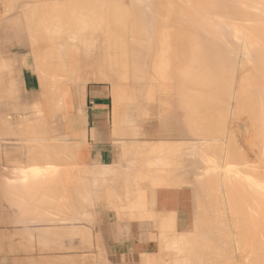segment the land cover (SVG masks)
<instances>
[{
  "label": "bare ground",
  "instance_id": "6f19581e",
  "mask_svg": "<svg viewBox=\"0 0 264 264\" xmlns=\"http://www.w3.org/2000/svg\"><path fill=\"white\" fill-rule=\"evenodd\" d=\"M56 1L58 3L59 0H56ZM81 1H84V0H81ZM60 2L62 3V5H60L61 3L55 4L56 3L55 0L45 2V5H43V6L50 5L52 11L50 10V8H49V10L48 9L45 10V12L43 11L44 12L43 17H46L45 15L48 13H49L48 15H50V14H52V15L50 17L51 19H49L48 22H47V20L44 21L42 27H40V26L37 27V25L34 24V22H33V20L34 21L36 20V17L39 13H37V14L33 13V15H30L31 17H33L32 21L29 18L33 24L31 25L30 21H29L30 23H28L31 27L30 29L28 28L29 29L28 34L30 35L29 36V38H30L29 46L31 44V46L29 48L32 47V53L30 55L34 54L35 62H36V69L40 75L39 76L37 72H34V74L38 76L37 78H39L38 80H36V82L38 83V82H40V80L42 82V80L44 81L46 79L45 83L40 82L41 84H43L46 87H45V92L42 93V96L40 99V106L41 107H38L37 112L40 115L38 122L42 123V126L46 127L47 132L42 131V133L40 132V134H38L39 133V130H38L39 127L36 129V126L41 125V124H37L38 122L35 123V124H37V125H34L35 127L32 125V122L30 124L33 127L30 124H26L27 126L26 125L20 126L22 123L20 125H19V123L18 124L15 123L16 124L15 126L17 128L21 127L20 129H17L14 126V128L16 129L15 131L18 132V130H19V132L17 134L12 133V132L15 133V131H12V129L14 130L13 127H11V130L5 129L6 131H8V133H9V131H11L9 134H13L14 137L11 135L12 137L10 138V137H8V136H10L8 134L6 135V137H3V135H5V131L2 132L3 131L2 128L3 127L5 128V126H3V127L1 126L2 128L0 130H2V131L0 133H2V136L0 134V164L2 161V159H1V150L2 149L15 148L17 146V144H14L13 142H19L20 139L26 140L27 134H25V139L23 138L24 135H23V137L22 136L17 137L18 135L23 134L24 131H25L24 133L28 132V134H29L30 132L33 133L32 130H35V129L38 130V131L35 130L37 132V135H36V132L34 131L36 137H33L34 133L29 136V138L31 140L34 138L36 139L37 137L40 138V140L37 138L38 141L36 140V144H35V146H36L39 142V144H38L39 145V148H38L39 153L37 154L38 157L40 154L42 155V153L44 154L42 156H46V159H47L46 160L44 158L45 160H43V161H48L47 154H48V156L51 155V158L50 157L49 158L52 160L54 159V156H56V157L52 162L49 160L50 162L48 161V164L47 163L45 164V162L41 161V162H43V164L48 165L47 167L43 164H41L37 167L36 163H34V162H36L35 161L36 158H34L35 160L33 162V158L31 156L32 162L29 159L31 164L34 163L36 166V169L40 168V167H41V169H43V167L44 168L46 167V169H44V170H46L45 174L41 173V174H43L42 178L45 177L44 180H46V178H49L48 174H50V176L53 175L52 177H54V179H56L57 175H55V174L58 171L60 172V171L64 170L63 173L61 172L62 176H64L63 175L64 173H66L67 175L69 174V176H67V175L65 176V177L69 178V180L67 178H63V180L64 179L68 180V181H66L67 183L62 180L66 184L60 182L61 180H59L58 182L60 184L62 183V184H65L68 186V187L63 186L64 189H62V188L61 189L64 192H66L67 194L72 193L71 198L73 199V201H72L73 203L71 202L72 205H70V202L68 203L69 197L65 193L68 197L67 198L68 200L66 199L67 203L69 204V205L67 204L68 207H66V205H65L66 201H65V203H63L66 207L65 209L63 207L64 205L59 206V207H63V208H58V206H57L56 209L63 210V211L65 210L66 212H64V213H67V211L68 212L76 211V212H78L77 215H79L80 214L79 211H81V210L77 207L78 206L81 207L78 202H81V204H82V200L85 201V205H86L85 208L88 209L87 205L92 203L91 202L92 197H90V194L92 195V193L89 190V187L87 185L85 186V184L86 183L90 184L93 181L89 180L91 182H86V179H87L86 176H88V177H89V175L91 177H93V176L89 173H88L89 175L86 174V170H89V169H87L86 168L87 166H83V163H81V160H83L84 157H85L84 159H86L87 156L83 157V156L79 155L80 158L83 157L81 160L79 159L80 163L82 164L81 167L78 166L77 161L73 160L75 158L73 155H76L75 153H77L78 149L75 145H72V146L76 147L77 151L71 150V148L73 149L74 147L70 148V146H71L70 142H72V144H73L74 140L70 141L71 137L69 138V135L73 136V138H76L74 136L76 133L73 134L74 132L72 133L70 131V134H69V132L67 133V135L69 134L68 137L65 134L62 135L63 137H61V135L60 136L54 135L55 137L54 136L53 137L55 139L49 140L47 127L50 124H52V122L65 120L69 117V114L72 112L71 110H73V108L71 109V104H72L71 84L73 82V79L76 78V77L74 78L73 75L79 70H84V71L89 70V68H88L89 65L88 66L86 65L85 60L87 59V56H89L87 54L92 53L91 54L92 63L90 62V60L86 61V62H90L93 65V68L96 69V71L94 72V74L92 76L91 75L90 76L94 77L95 75H98L97 79H99L100 81H103V82H109L110 85L111 84L113 85V87H112L113 90L111 88L112 92L114 93L113 94V96H114L113 101H115V93H117L116 89H118V91L121 90L120 94H122V97L119 99L116 96V98L118 99V101L123 100V104H124L123 107L120 109L121 112L123 113V115L126 116V118H123L124 123L123 124L120 123L119 128L114 127V125H115L114 124L113 127L116 128V130L114 129V134L111 135L114 137V138L112 137L114 140H112V139L111 140L114 141V143H116V149H118L117 154H116V157L114 160V164H111L109 162L112 165L111 166L112 170H114V174H112L113 171L111 170V168L109 169L110 170L109 174L111 173L109 175V177L112 176L111 178L112 179L114 178L112 184L114 182H117V185L114 183L113 186H115V187L118 186V188L116 189L115 187H112L111 183H110L111 185H109V186H110V188L111 187L115 188L118 191V189H120V188L123 189L122 186L124 185L125 192H124V190L120 189L122 192H124L123 194L120 192L121 193V196H120V193L116 192V190H115V192L118 193L115 195V197L117 195H119L120 201L121 200L123 201V202H121L122 204L124 202L126 204V202L128 201L127 206H128V204H129V206L125 210L135 211V215L129 213L127 216H125V219H127V221L124 224L125 227L126 228H129V227L133 228L134 226H137V228L140 229V231L138 229L140 234L141 235L147 234L146 236L150 235L149 233H152L155 230L154 232L156 233V237H155L156 240L153 239L152 240L153 242L149 239L150 238L149 236H148L149 238L144 236L141 239V246H142L143 250L147 249V251H148V249L150 248L153 251V250H156L159 248L166 249L169 247V249H172V248L174 249L176 247L175 249H178L177 252L179 253L180 251L183 252V250L187 249L185 251L189 255H185L183 253L182 254L185 255V257L187 256V258L189 256V258H188L189 264H191L192 262L194 264H196L197 262L199 264H206V262H207V264H209L212 260H213V262H215L214 261L215 257L213 255H210V253H209L210 249H211V247H209L210 246L209 244L211 241L214 242V240H211V239L215 238V239L221 241V243H219L217 241V244L219 243L221 245L224 243L223 248L226 247V249L227 248H230V250L233 249L231 251H237L235 249L244 248V251L243 250L237 251L238 255L236 252V255L231 256V257H236V256L240 257L236 260L237 261L236 264H238V263L244 264L242 262H245V260L248 259V257L250 256V250H248V249H250V247H252V249H254L253 248V246H254L257 248V250L256 249L255 250L258 251V247L261 250V248L264 245V211L260 212V214H258V213L253 214V212H255L254 211L255 207L258 208L257 206H259L258 209L263 207V209L261 208V210H264V205L262 206V204H264V185H263L264 181H261L263 184L259 183L260 186L258 185V189L257 190L254 189V192L252 189L249 188L253 185H255V187L257 188V185H256L257 181L255 180L256 183H254L255 182L254 178L259 180L258 182H260V179L263 177L264 173H261L257 170L256 165H258V164H254L255 168L252 167V165H253L252 163H250V165H251L250 166L247 162L248 160L246 162L251 168H248L249 166L245 162L246 165L245 164L242 165V168H241L242 172H240L241 170H238L237 176L240 177V179L238 178V180L237 179L236 180L240 182L242 180L241 179L242 177H243V180H245V181H241L243 183V185L245 182V187H243L241 185V183L239 184L242 186L241 188H247L246 186H248L249 191L251 190L253 192V194H252V192L250 194L248 191V188L246 190V189L238 188L237 186H239V185L236 186V189L238 188L236 191H239V190L245 191L246 190L245 191L246 194H248V195L250 194L249 196L252 195L250 197V199L253 198V200H250L248 195L245 196L244 191L241 192V194L243 193L244 197H243V195H241V196L239 195L240 192H237L239 194H235V195H238V197L240 196L241 198L242 197L245 199L248 198L247 202H245V203L243 202L244 201L243 198L241 200V198L239 199L237 196H235V198L237 197L236 199L239 200V204H238V201L236 199H235L236 200L235 201L233 198L234 194L232 195V193L236 192L235 190L234 191L232 190L233 192H231V189L234 188V187L231 188L233 178H232L231 182L229 180H226L225 182H223L224 185H225V183L227 184L228 181H229V183H228L229 185L231 183L230 186L228 185V187L231 188L230 190H228L227 187H226L227 189L224 188L225 191L227 190L224 193H227L230 197V199H227L229 197H226L227 194H225V197L227 199L226 203H228V207H229V208L227 207L228 209L226 212H229V213L232 212L231 214H236V211L238 210V208H239V210H243V211L248 208L246 211L252 212V213L249 212L252 215H249L248 212H247L248 215H246L245 212H244V214L242 213L243 211H240V212L237 211V214L240 213L241 215H243V216L245 215L246 217H242V216H240V214L236 215L237 217H235V215H233V217L231 215L229 217H226L222 213L220 215L225 216V218L223 217V219H225L223 222V219H222V221H219V220H221V219H219L221 216L220 217H218L216 215L213 216L215 211L219 210V207L215 208L214 202H213V205L210 203L211 201L214 200V196H215V195H212L211 193L213 192L212 189L214 190L216 188H219V186H220L219 181L221 182V180H219V179L224 180L223 179L224 176L226 175V173L228 174L229 172H228V170H224L225 172L226 171L227 172L223 173L222 172L223 168H220L221 163H219V162H218L220 164V165L218 164L219 167L215 166V168L217 167L218 170L222 169L221 171H219L220 175L218 174V171L216 170L217 168L214 170V168H211V167H213V164L215 165L216 161H218L217 157L219 155L214 154V152H217V150H223L224 146H225V148L228 147L227 146L228 145L227 140L230 138H227V140H224L229 134L227 132L228 130L226 131L223 127L225 125L227 128V126H229V124H230V123H228L230 120L228 121L226 118V120H227L226 121L224 116L227 117L230 114L229 117L231 119V123H233V122L235 123L236 132H239V133L240 132L243 133V130L246 129L245 128L246 126L248 128V125H249L248 123H250L252 126V123L250 122V121H252L251 120L252 118H255L257 115H261L264 117V82H263L264 79L261 78V77H264V61H262V60H264V58L262 56L261 58H263V59H260L259 58L260 56L258 54H256L260 50L259 47L264 48V46H262L264 43L261 46L258 45L259 39H261V38L264 39V0H85L84 2H89V3L93 2L91 5H94V3H95V6L98 7L97 11H91L90 13L87 9V8H89V5H87L86 6L87 8H85V6L82 4L84 2H82L80 4V2L78 1L79 2L78 6H75V4H77L78 2H74V0H60ZM6 3H10V1L8 2V0H7ZM49 3H54V4H49ZM25 5L26 4L24 3V7H25ZM82 5L84 6V8ZM12 7L14 9L15 6L12 5ZM12 7H10V8H12ZM13 9H11V10H13ZM5 10H6V8H5ZM197 11L200 12L199 15H198ZM30 12L32 13V11H28L27 13L29 14ZM50 12H52V13H50ZM6 15H8V14L6 13ZM6 15H5V17H6ZM40 15H42V13ZM40 15H38V16H40ZM8 16H7V18H8ZM43 17L41 16V18H43ZM3 18L1 20H3ZM191 19L194 20L193 22L195 23V25H193V24L191 25V23H193L192 21H191V23L189 22ZM24 25H25V23H24ZM61 25H63L64 27L62 28ZM189 25L193 26V28L191 27L192 30L190 29V31H189V27H188ZM10 28L11 27H9V29ZM197 28L200 31L198 34L200 35V33L202 32L201 30H203V33H204L203 35H205L206 37H204L202 35V33L200 36H203V38H208V37L209 38L211 37L212 39L215 38V41H212L210 38V40L212 42L209 40L210 43H207L206 42L207 39L205 41L201 37L202 38L201 40L203 43H200V41H201L199 38L200 36H198V34L193 35L197 32V30H196ZM193 29H195V30H193ZM25 30H27V29H25ZM193 31L194 32L196 31V32L193 33ZM189 32L191 33V35ZM10 34L8 35L9 38H10ZM12 35H13V33H12ZM190 36L192 37V39L190 38ZM194 36H197L199 40H197V38ZM194 38H196V39H194ZM263 39H261L262 41H260L259 44H261L264 41ZM216 40H217V42H216ZM245 40H248V41L256 40L258 42L255 44L253 42L250 43V42L245 41ZM204 41L206 43H204ZM260 51L263 53L264 50H262V48H261ZM10 52H11V50L9 51V54H8L9 56H8L7 60L6 59H3V60H4V62L8 61L9 66L11 68L13 66V64H12ZM261 52H259V53H261ZM2 53H4V52H2ZM225 54L230 55V57L227 58V55H225ZM256 55L258 56L257 58L259 60L256 59ZM260 55H262V54H260ZM224 56H226V57L224 58ZM1 58H3V57H1V55H0V61H1ZM32 58H33V56H32ZM1 69H3L2 66H1ZM7 69H8V67H7ZM228 71H229V73H228ZM230 71H231V73H230ZM232 71L234 74H232ZM91 72H92V70H91ZM97 72H98V74H97ZM211 72H214V73L211 74ZM6 74H5V76H6ZM88 74H89V72H88ZM226 74H228L227 75L228 77L227 76L225 77ZM223 75H224L225 79H222ZM0 76H1V72H0ZM2 76L3 77L0 78V85L4 86V84H6V83H3V84L1 83V79H4V74ZM91 77H88V78L84 77V78H85V80H90ZM259 77L261 78V80ZM8 78H6V79L9 80V83L7 82L8 86H9V91L6 94H4L5 92H3V94L1 92V95H0V107H2V108H5L6 103L8 104V102H7L8 99H9V103H10V101L17 98V95H16L17 92L15 90V86H16L15 85V75L13 74L12 71H10V69H9ZM258 78H259V80H258ZM6 79H4L2 82H4V81L6 82ZM77 79H75L74 82ZM40 83H38V84H40ZM6 87H7V85H6ZM31 89H33V87ZM0 90L2 91L1 88H0ZM24 90H26V89H24ZM49 90L54 92L53 93L54 96L51 93H49ZM114 90L116 92H114ZM232 90H233V92H230ZM46 91H47V93H46ZM48 93L51 94L53 97L50 96L51 98H48L47 97V96H49ZM117 94H119V92ZM44 97H46V99H44ZM76 97H77V95H76ZM118 97H119V95H118ZM47 102H48V104H47ZM228 104L233 106V108L230 107ZM112 108H113V110H116V108L114 109V106H112ZM231 108L233 109V111L231 110ZM215 110H217V113ZM221 110H223V112ZM218 111L221 112V114H223L225 111L226 114L224 113L223 114L224 116H223L220 113H218ZM210 112L212 114L213 113L214 114L211 115ZM12 114H11V116H13ZM217 114H220L224 118V121H225L224 124L221 122V121H223L222 120L223 118L218 115L217 116V117H219V119H218L216 117ZM1 115H2V113H1ZM4 115H7V114H4ZM28 115H31V114L28 113ZM214 115L220 121H216ZM14 116H16V115H14ZM23 116H25V115L23 114ZM23 116L21 115L22 118H25ZM47 116L51 117L50 118L51 120L46 119ZM209 116L212 117L213 119L211 120V118H209ZM261 116L260 117L257 116V117L261 118ZM13 117H10V118H13ZM21 117L19 115V118H21ZM26 117H28V116H26ZM229 117H228V119H229ZM263 117H262V119H260L259 122L257 121V119L256 120L253 119L254 122L255 121L258 122V124L255 122L258 129H259L258 125L263 120ZM1 118L2 117L0 116V119ZM10 118L7 117L8 120ZM112 118H113V115H112ZM7 119L5 118V120H7ZM13 119H15V118H13ZM207 119L211 120V121H209L211 123L208 125H207V122H208ZM214 119L219 124H220V122H221V124H223V127L218 124V126H221L222 129L224 130V131H222L223 134L225 131H226L225 133L228 134V135H223V136H225V138H223V141H226V143H222L223 141L220 142L218 140L219 141L218 143L221 144V146L224 144H227V145L222 146L221 149H217L216 151H214V149H216V148H214L213 146H215V144L216 145L218 144V143H216L217 141L215 143L214 142L212 143L214 145H212L210 142L215 141L214 139L217 137L215 133H217L218 136H220V137H223V136H221L222 133L219 132V131H221L220 127H219V130H216V129H218V127H217V123L214 121ZM2 120L0 121L1 123H2ZM5 120H3V122ZM18 120H20V119H18ZM33 120L34 119H32V121ZM35 120H34V122H36ZM9 121L6 123L10 124ZM112 122H113V120H112ZM254 122H253V124H254ZM1 123H0V125H1ZM25 123H28V120H27V122H24V124ZM114 123H115V121H114ZM227 123H228V125H226ZM4 124H5V122H4ZM245 124H248V125L245 126ZM17 125L20 127H18ZM29 125H30V128L32 127V129L29 128ZM8 127L9 126L7 125V128ZM24 127L29 128L30 132L28 130H26V128H24ZM113 127L111 128V130L113 129ZM242 128H245V129L242 130ZM9 129H10V127H9ZM43 129L45 130V128H43ZM233 129H235V128H233ZM251 129H253V126ZM251 129H249V131L246 129L245 133H243V135L246 136V133L249 132L250 137L249 136L248 137L250 139L251 138L250 132H252V135L254 138L255 137L254 132L256 133V131H257L256 137H255L257 140L258 130L254 129L256 131H250ZM21 130H22V133H20ZM233 133H235V131L231 132V134H230L231 136L229 135L231 138H233V136H234ZM259 133L264 134V132L263 133L259 132ZM245 136L244 137L242 136V137L245 138ZM259 139H262V137L259 136ZM31 140H30V143H28L30 145L32 144ZM216 140H217V138H216ZM220 140H221V138H220ZM232 140L233 139H230V141H232ZM250 140L251 141H250V143H248V147H249V145L251 147V144L254 143V141H252V139H250ZM34 141L35 140H33V142ZM23 142H25V141H23ZM27 142H29V139L27 140ZM27 142H25V143H27ZM261 142L264 145V141L261 140ZM207 144L212 145V147L214 148L213 149L214 152L210 151L211 153H213V154H211V156L208 155L209 154L208 151L212 150V149L208 150L207 148H210V146H208ZM232 144L236 148L235 144L234 143H232ZM32 145H34V143ZM252 145H254V144H252ZM31 146L27 145V148H26L27 150L25 149V151H24L25 159L28 158L29 155H32L35 151V150L32 151L33 149L30 150L32 148ZM230 146H231V144H230ZM230 146H229V148L233 147V146H231V147ZM259 146L260 147H258V148L263 147L262 149H264V146H262V144ZM17 147H19V146H17ZM28 147H31V148H28ZM237 147H239V146L237 145ZM33 148H34V146H33ZM204 148H206L207 150ZM34 149H36V148H34ZM202 149L204 150V152L207 151V153H208V154L204 153L205 157H204V155H202V153H203V151L201 152ZM239 149H241V148H239ZM239 149L236 148V150H239ZM38 150L36 152H38ZM70 150H71V152H70ZM228 150H230V149H227V151ZM231 150H235V149L233 148ZM73 151H76V152H73ZM224 151H226V150H224ZM255 151H256V149H255ZM258 151H259V149H258ZM261 151H263V150H261ZM80 152H81V150L79 151V153ZM220 152L218 151V153H220ZM229 152L230 151L224 152L227 154L226 158H227V156H230L232 154L231 153L229 155ZM238 152H240V151H238ZM241 152H243V151H241ZM53 153L56 155H54ZM71 153H73V155ZM85 153H88V152L86 151ZM85 153L83 151V155ZM224 153L222 152V154H223L222 159L223 160L220 158L222 156V154L219 157L221 159V161L219 160L220 162H222V161L224 162V159H225ZM258 153L260 154V157L258 158L259 163L262 164V163H264V159H263L264 155L262 156V154L264 152L262 153L259 151ZM70 154H71L72 160L69 158ZM206 154L208 157H206ZM212 155H213V157H212ZM214 155H216L217 157ZM238 155H239V153H238ZM240 156H238V158ZM38 157H37V159H38ZM210 157L213 159L211 160ZM204 158H206L205 162H203ZM40 160H38L37 163H39ZM209 160H211V161H209ZM206 161H209L211 163L213 162V164L212 165H211V163L207 164ZM231 161H233V160L231 159ZM202 162H203L204 167L201 165ZM225 162H226V160H225ZM228 162H229V160H228ZM21 163H22V161H21ZM75 163L77 164V167H74ZM230 163H232V165L234 164L233 162H229V164ZM237 163L239 164V162H237ZM29 164L26 165V163L23 162V164L18 167V171H16V173L17 172H19V174L21 173L20 174L21 176H22L23 172L27 173V170H25V169L28 167L30 168ZM241 164L242 163H240V165ZM85 165H86V163H85ZM208 165H210L211 167ZM223 166H224V164H223ZM233 166H232V168H234ZM243 166H246L247 169H246V167L243 168ZM260 166H263V165H260ZM225 167L228 168V166H226V165L224 166V168ZM5 168L7 170V167H4L2 169L4 170ZM32 168H33L34 173H35V175L32 173L34 175V179H35V177L36 178L39 177V180H41L42 179V178H40L41 174H39V175L37 174L40 172L39 171L40 169L35 171L36 169H34V166L31 167V169ZM70 168L71 169L73 168L74 170H75V168H77L78 170L80 168H81L80 170H83V168H85V170H83V172L85 171L83 173V176H85V177H83L85 179V184H84V181L83 182L81 181V178L80 179L78 178V182L81 181L82 185L81 184L78 185V182L74 183L72 185V187L68 185L69 183H70V185H71V183H73L72 181L69 182L71 175H74L76 173L75 177L77 178L78 175L80 174L77 170H76V172L74 171L75 173L72 171L73 174H71ZM204 168L206 171L204 170ZM208 168L210 171L208 170ZM263 168L264 167H262V169ZM0 169H1V167H0ZM31 169H30V171L28 170L29 173L33 172V170H31ZM69 169H70V172H69ZM250 169L251 170L256 169L255 171H258V172H255L254 174H252V172H254V171H251ZM262 169L259 168V170L263 171L264 169L263 170ZM11 170H12V168H11ZM119 170H120V172H117L119 176H117L116 175L117 173H115V171H119ZM232 170H234V169H232ZM232 170H230V171H232ZM249 170L251 171V173H249ZM107 171H108V169H107ZM107 171H106V173H107ZM211 171H212V173H211ZM215 171H217V172H215ZM77 172L79 174H77ZM95 172L96 171H93V173H95ZM200 172H202V173L204 172L205 174L204 173H203L204 175L201 174V177H200ZM206 172L207 173L210 172L212 174V176L207 174L208 177L210 176L208 178L206 175ZM3 173H4V171H3ZM3 173H2V176L0 175L1 178L4 177ZM12 173H13V171H12ZM29 173H27V174L30 175L31 173L30 174ZM61 173H59V175ZM81 173H82V171H81ZM234 173L235 172H233V174ZM240 173L242 174L241 175L242 177L240 176ZM6 174H4V175H6ZM19 174H17V175L19 176ZM32 174L30 175V177L33 176ZM213 174L216 176V178H213V177H215ZM222 174L224 175L223 177H222ZM230 174L231 173H229L227 175V179H228ZM23 175L25 176L26 174H23ZM28 175L25 177L20 176L19 178H21V180H23V178H24L23 181L25 183V179L27 180L26 177L30 178ZM7 176H8V174H7ZM15 176L16 175H14V177ZM96 176H97V179H96ZM101 176L95 175L96 181ZM106 176H108V175H106ZM204 176H206V177H204ZM218 176H220V177L218 178ZM237 176H236V178H237ZM14 177L12 176V178H14ZM75 177H74V179L72 178V180H75L74 182L77 181ZM109 177H108V179H109ZM199 177H200V179H202L204 177L203 178L204 180L202 179L200 181ZM211 177H212V180H211L212 184L210 182H207V181H210L208 179H210ZM16 178H17L15 180L16 182L18 180H20V179H18V177H16ZM104 178L105 177L99 178V180H101V179L105 180L107 177L105 179ZM197 178L200 181V184H199ZM205 178H208V179H206V182H204ZM217 178L219 181L218 180L214 181V179L216 180ZM9 179H11L10 176H9ZM49 179H52V178H49ZM89 179H90V177H89ZM95 179L93 177L92 180H95ZM2 180H0L1 181L0 187L2 186V187H5L4 189H6V187L8 189H11V187H9L10 182L9 183H2ZM109 180H111V179H109ZM262 180H264V179H262ZM8 181L9 180H7L6 182H8ZM10 181L12 182L13 180L11 179ZM20 181H18L17 184H15V186L18 185V183ZM27 181L32 182V180H30V179ZM56 181L54 180V183ZM87 181H88V179H87ZM108 181H103V182L98 181V182H96V184H99L100 185L99 189H101L100 187L102 186V184H104L103 185V188H104L106 186L105 182H108ZM111 181H109V182H111ZM194 181H196V182H194ZM202 181L205 183L204 185H203ZM193 182L196 185H199V187L201 189L199 191L202 192V193H198V196L196 194L197 197H200V195L203 194L204 191H206V192L210 191L209 195L211 194L210 196H208V195H206L208 193H204L203 196H205V198L201 195V197H203L204 199L199 200L196 198V200H198L197 202L199 203V206H200V207H198V210L201 208L202 205H204V207H205V204H206V206H209V204H211V208H212V206L214 207V209H212L213 212L211 209H209L208 211L210 212V214H213V215H211L214 217V218L212 217V219H214L212 221V223L215 225L216 222L219 221V222H217V225H219L218 227H216L217 225H215L214 226L215 228H211V227H213V226H210L213 224H211V221H209L211 216L209 218L208 215H210V214L208 213V211H206V209H208L210 206L208 208L205 207V209L202 206V212L200 211L201 209L198 212H201L199 214H202V215H200L203 218L202 220L208 218V221H206V220L201 221L200 220L201 223L203 222V225H204L202 227L204 229V232L202 231L203 234H200V233L196 234L193 232L190 233L189 229L187 232L186 231L187 226H185V224H186L185 218L183 220L180 212L178 211L179 209L181 210L182 207L184 208V205L186 203L185 202L186 199H189L191 197V195H192L191 193H193V191L191 190V187H195V186H192V185H195V184H193ZM197 182H198V184H197ZM214 182L217 183V185H215ZM252 182L254 184H251ZM39 183H36L37 185L36 186L34 185L35 188H33V189L31 188V190L29 189L30 186H29V188L27 187V185H29L28 182L25 183L27 189L24 188L25 187L24 184L20 183V185L23 186V189L26 190L25 191L26 194L25 193L24 194L25 195H32V197L26 196L28 201L31 200L33 198V196L39 197L38 201H36L37 198L35 199V197H34L36 203L38 202V204H40V201H39L40 198L42 199L43 203L46 202L44 200H47V201L50 200L51 201V200H55V199L60 198V195H61L60 194L61 191L59 192L60 188L59 189L54 188L55 190L50 191V189H45V187L43 188L44 183L42 181H41L42 186H41V183L40 184ZM47 183H48V181H47ZM234 183H237V182L234 181ZM34 184H35V182H34ZM49 184L52 187V183L49 182ZM108 184L109 183H107L106 187H108ZM209 184L213 185V187L210 186V188L211 187L212 188L211 189L209 188V190H208L207 188L209 187ZM250 184H251V186H250ZM39 185L41 188H39ZM10 186H12V185L10 184ZM22 186H20V187L12 186V188H16V190L12 189L11 191H16L15 193H17L18 192L17 188H19V192L23 194L24 190H23V192L20 191V188ZM58 186H59V184H58ZM73 186H74V188H73ZM78 186L80 188L79 190L77 188H75ZM82 186L85 189H83ZM92 186L94 187L95 185L92 184ZM204 186L207 188L203 189ZM53 187H54V185H53ZM55 187H57V186H55ZM59 187H61V186H59ZM86 187H88L87 191H86ZM199 187L197 186L198 189H199ZM47 190H49V191H47ZM218 190L216 189L215 192ZM5 191H7V189ZM5 191L4 190L2 191L0 189V202H3L4 204H5V200L8 199L5 196H8V194H9L8 192H10V191H7V194H6ZM88 191H90L89 195H87ZM196 191L197 190L195 187V192ZM83 192H85L84 193L85 196H84ZM20 193H19V195H20ZM109 193H110V191H109ZM11 194H12V192H11ZM22 194H21V196H22ZM24 194H23V196H25ZM214 194H216V193H214ZM16 195H18V194H16ZM16 195H15V198L17 200V198L20 196H16ZM82 195L84 197L80 201V199H81L80 196L82 197ZM86 195H87V197H86ZM111 195H113V194H111ZM216 195L217 196L220 195V190L218 191V194H216ZM12 196H13V194H12ZM23 196H22V198H23ZM110 196H109V198H110ZM193 196H195V193L192 195V197ZM206 196H208V197H206ZM217 196H215V198ZM231 196H233V197H231ZM10 197L11 196L9 194V198ZM28 197H29V199H28ZM62 197H63V195H62ZM85 197H86V199L89 197L88 198L89 200H86ZM98 197L100 198L99 195H98ZM106 197H108V196H106ZM111 197L114 198V196H111ZM221 198H219V199L216 198L217 203H215V205L219 206L218 202L222 203ZM14 199L7 200V201H9L8 206L10 204L12 205V206L10 205L9 208L13 207V206L17 207V205L20 204L21 206H19V207L21 209H23V207H24V209H26V207H28L25 210L26 212L23 209L24 214L27 213V211H28L29 214L33 215L32 211L30 210V208H32V206H34L31 204V203H33V201H30L31 203L29 205H32V206L29 207V205H25L28 201H26V203L24 204V200L22 201V199L20 197V199H18V200L22 201L23 204L26 206L25 207L22 204V202H20V201L17 202ZM116 199L118 200L117 197H116ZM231 199L233 201H235L240 207L239 206L234 207V205H237V204H233L235 202H233ZM60 200L61 199H59V201ZM113 200H115V198ZM203 200L206 203L200 204V202ZM70 201H71V199H70ZM228 201H230V202H228ZM248 201H251V202H248ZM54 202H56V201H54ZM100 202H102V201H100ZM105 202H106V200H105ZM113 202H116V200ZM86 203H88V204H86ZM99 203H98V205H99ZM198 203H196L197 204L196 206H198ZM242 203L247 204L246 205L247 208L246 207L241 208ZM249 203H250V205L254 204L255 207H254V205L253 206L251 205V209H250ZM50 204H52V203H50ZM77 204H78V206H77ZM120 204L118 202H116L114 205H116L117 208L119 207V210H121L120 208H122V207L118 206ZM47 205H48V207H50L49 204H47ZM114 205H113V207L115 208L116 206H114ZM229 205L231 206V208ZM5 206H6V204H5ZM90 206H92V204ZM90 206H88V207L90 208ZM123 206H125V205L123 204ZM243 206H245V205H243ZM37 207L38 206L36 204L35 209ZM51 207H53V206H51ZM83 207H84V204H82V208ZM100 207H102V206H100ZM252 207H254V209ZM42 208H43V206L41 207V210H42ZM44 208H45V206H44ZM102 208L104 210H107L106 207L104 208V206ZM102 208H100V209H102ZM123 208H125V207H123ZM221 208H224L223 203H222V207L220 206V210H221ZM232 208L233 209L236 208L237 210L236 209L233 210ZM0 209L2 210V209H4V207L3 208L0 207ZM33 209L34 208H32V210ZM47 209H45L44 212H47ZM51 209H53V208H49L48 215L51 213H52L51 215H53V213H55L54 211H56V212L58 211V210L53 211ZM78 209H79V211H78ZM1 210H0V212H1ZM14 210L16 212L11 211L13 213V216L11 215L12 213L9 214V212H8L7 214L9 216H7V215L3 214L5 212H2V214H3L2 216H4V217L2 218V216L0 214V217L2 218V219L0 218V220L3 221V219H4L3 222H5V224L8 225L10 222L12 223V221L14 220L13 218L15 217L14 215L16 213V217L21 218V219H15L14 221L20 222L17 224H19V227H20V228L19 227L18 228L21 229V226H22L21 223H24V225H27V221H28L27 219L31 220L35 216L34 215L32 217L30 215V218L27 217V219H24V221H23V218L20 217V214L18 216V213H19L18 209L17 210L14 209ZM102 210L100 212H102ZM220 210L218 212H220ZM17 211H18V213H17ZM20 211H22V210H20ZM30 211H31V213H30ZM36 211H38V210H36ZM50 211H53V212L50 213ZM82 211H83V209H82ZM173 211H175V212H173ZM184 211H186V210H184ZM23 212H21V213L23 214ZM38 212H35V213L38 214ZM44 212H43V215H46V217H47V214ZM114 212H115L114 217H116V218L119 217V216H117L116 211H114ZM122 212H124V210ZM169 212H170V215H169ZM218 212H217V215H218ZM28 213L25 215H29ZM61 213H63V212H61ZM64 213L63 214H59V212L55 213L56 214L55 216H58L57 219L54 218V216L53 217L50 216V217L54 218L53 221L56 220L55 223L58 222L59 220H61L63 222L62 223L61 221H59V224L57 227H56L57 223L53 226H55L56 228H59L58 230L60 233H63V232L66 233V235L63 234L64 238H65V236L68 235V237L69 238L71 237V240H73L72 236L74 234L73 238H76L75 240L80 239L82 237V235H84V233H83L84 227L83 226H85V225L81 224L79 226V224H77L76 221L70 222V220H74L75 218L77 219L79 217V216L77 217V215H76L75 218L72 219V217H74V216H72L70 214H73L74 212L70 213L69 215L64 214ZM85 213H87V212H85ZM85 213H84V215H85ZM88 213H90V212L88 211ZM82 214H80V215H82ZM92 214H95L94 211L92 212ZM40 215H42V214L39 212L38 216H40ZM90 215L91 214L88 215L89 219H92L93 216L95 217V215H91V217H89ZM185 215H184V217H185ZM38 216H36V219L38 218ZM85 216L87 217V215H85ZM250 216H252V217H250ZM5 217L9 218L8 220H10V218H12V220L8 221L5 219ZM41 217H39V220L42 219V221L40 220L39 222H42V223L48 222V223H46V225L47 224H51V225L54 224L53 221L51 220V218H50V220L52 221V223L51 222L49 223V221H50L49 219H48L49 221L47 220V218H49V216L47 218H41ZM82 217H84V216H82ZM100 217H101V213H100ZM133 217L135 219L136 218L138 219V220L136 219L137 222H135L136 220L131 221V220H133ZM215 217L218 218V220ZM58 218H59V220H58ZM43 219H46V220H44V222H43ZM20 220H22V222ZM33 220H35V219H33ZM33 220H31L28 223L31 226L27 225V228L31 227L29 229H30V231L34 232L33 238L36 239L35 233L39 237V235L43 234V232L38 231V228L34 230L35 225L37 223H34ZM80 220L81 219H79L77 221L79 222ZM94 220H96V219H94ZM94 220L93 219L92 220L87 219V221L89 223H90V221H94ZM121 220H124L123 217ZM215 220H216V222H215ZM14 221H13V224L15 223ZM82 221H84V220H82ZM87 221L85 220L84 222H86L85 223L86 225H89V223ZM102 221H104V219ZM25 222H26V224H25ZM32 222L34 223V228H33V224H30ZM60 222L62 224L66 223V225L69 226L68 228H71L74 231H72V230L68 231V228H66L65 224H64V227L62 225H61L62 226L61 227ZM72 222H74V223L76 222V224H75L76 227H74L72 225L74 227L73 228L71 226ZM184 222H185V224H184ZM228 222H231V223L228 224ZM258 222H260V223H258ZM74 223H72V224H74ZM81 223H83V222H81ZM96 223H97V220H96ZM224 223H225V225L226 224L229 225L228 226L229 228H226L227 225L225 227ZM68 224H70V225H68ZM94 224H95V222H94ZM94 224L90 223V226L92 225V227H89V226H87V227H89L90 230L92 229V231L95 229L98 230L99 227L96 228L97 225H95L96 226L95 227ZM182 224H184V227H185V229L182 231L183 233L181 232V230L176 231L177 229H175V226H181ZM255 224L258 226L260 225V226L257 227L258 229L255 228L256 231L252 232L250 228H253L254 226H256ZM24 225L22 226L23 230L27 229L26 226L24 227ZM44 225H42L43 228H45ZM107 225H105V227ZM194 225H195V223H194ZM248 226H250V227H248ZM13 227L14 226H12V228ZM36 227H40V226H36ZM42 227H40V229ZM49 227H52V226H49ZM49 227H46V228L49 229ZM55 227H52V229L54 228V230L52 232H56ZM240 227H242V230ZM32 228H33V230H32ZM80 228H82V229H80ZM108 228L109 227H107V230H108ZM239 228L241 231H239ZM15 229H16V231H19V229H17V228H15ZM29 229H27V230H29ZM87 229L88 228H86V226H85L84 232ZM209 229H212V230H209ZM36 230L38 232H35ZM58 230H57V232H58ZM196 230H197V228H196ZM223 230H224V232H223ZM70 231H72V233H73L72 235H71V233H69ZM95 231H94V235H95V233L97 235H98V233H100L98 231H97L98 233ZM185 231H186V233H185ZM225 231H227V233ZM22 232L25 233L26 230H24ZM117 232H116V234H117ZM180 232H181V234H178ZM194 232H195V230H194ZM229 232H231V233H229ZM11 233L14 234V232H11ZM15 233H17V232H15ZM19 233H21V231ZM23 233H22V235H24ZM28 233H30V232H28ZM44 233H45V235L43 234L42 238H44L43 236H47L45 230H44ZM86 233L87 234L90 233V234L87 235ZM89 233L87 230L85 232L86 236H84V238H86V237L89 238V236H90L91 238H89V241L92 242V239L93 238L95 239L97 235L94 237L93 234H91V231ZM120 233H121V231H120ZM131 233H132V231H131ZM131 233L128 236L132 237L133 234H131ZM54 234L53 233H52V235L48 234L49 236H47V237L53 236ZM69 234L71 236H69ZM122 234H123V232L121 233V235ZM221 234H222V237H224L225 235L228 234V236H227L228 238L225 236V240H221L222 239V237H220ZM27 235H29V234H27ZM61 235L62 234H60L59 237H57L58 241L56 238V241L61 244L62 241L64 240L66 243L63 242V244L66 245V248H68V250H69L70 246L67 247V244L71 245L70 250H72L71 248L77 249V247L79 245H80V249L85 250V245L83 243H85V241H87V238L85 239L84 242H82L84 240V238L82 237L81 239H83V240L80 239L79 244H76L77 247H75L73 244L78 243L77 241H75V242L72 241L73 244H71V242L69 241V238H68V240L64 239L63 237H61ZM123 235H122V237L126 238L125 233ZM31 237L29 239H31ZM54 237H56V236H54ZM54 237H53V239H54ZM60 237L63 239V240L61 239L62 241L59 240ZM99 237L100 236L98 235V237H97L98 240H99ZM118 237L120 239L119 234H118ZM22 238L25 239V238H27V236L26 237L23 236ZM42 238H38V241L40 242L39 239H41V241L45 242L46 237L44 239L45 241ZM132 238H134V237H132ZM24 239H21L20 243ZM53 239L51 240V238H50L49 241H47L50 243L49 246L45 245V244H49L47 242L43 244L44 247L47 246V248L51 246L52 248L51 247H50V249L48 248L49 250L52 249L51 251H53V246H54L53 242L54 243L56 242V241H53ZM94 239H93V241L97 240V239H95V240ZM100 239H101V237H100ZM127 239H128V237H127ZM195 239H196V242H198L197 239L198 240L200 239L199 241H201V239H203L204 241L208 242V244L206 243L208 247L205 246L206 245L205 243H204V246L209 252L204 248V246L200 245L202 241L199 242L200 244L197 243L198 246H201V249H200V247H198V248L192 247V246H197V245L193 244V241ZM120 240H122V239H120ZM51 241H53V242H51ZM80 241L82 242L81 244H80ZM119 241H117V242H119ZM154 241H156V242H154ZM69 242H70V244H69ZM100 242H101V240H100ZM100 242L97 241V243L99 245L98 244L95 245L94 243H92V244H94L95 248H96V246L102 247L103 242L101 243L102 245L100 244ZM133 242H131V244ZM173 242L174 243L180 242L179 245H181V246H178V247H181V248H183V245H185L183 250H181V248L180 249L177 248V246H175V244H174L175 247H171L170 243H173ZM212 242H211V246H212V244H214ZM32 243H37V242L35 240V242H32ZM56 243H55V246H56ZM128 243L130 244V241ZM194 243H195V241H194ZM252 243H253V245L251 246L250 244H252ZM255 243L256 244L258 243V245H256ZM22 244H23V247H25V248H28L29 246H31V245H28L29 243L25 244L24 241H22ZM63 244L61 245V248L65 249ZM82 244L84 247L82 246ZM186 244L188 247L186 246ZM259 244H262L261 247ZM146 245L147 246L149 245L150 247L145 248L144 246H146ZM215 245H213V246H215ZM55 246H54V248H55ZM72 246H74V247H72ZM218 247H215V248H218ZM220 247H219V249H220ZM31 248H32V246H31ZM56 248H58V245L56 246ZM56 248H55V251L57 250ZM61 248L59 249L60 251H61ZM98 248L95 249V250H98V253L96 252L95 254H97V255L100 254L99 251H101L102 254L99 255L100 257H97V255H96V258H101L103 256L105 250H103V248H102V250H103L102 251L101 249L99 250ZM137 248L138 247H136V249ZM193 248L194 249L197 248V250L199 249V254L201 252H204L205 250L206 251L204 253L208 252L209 254L201 253L199 255L198 252H196L197 250H194ZM212 248H214V247H212ZM88 249H87V251H88ZM93 249H90L89 251H91ZM140 249L138 248L139 251H143L142 249L141 250ZM65 250H67V249H65ZM151 250L149 253H151ZM201 250H204V251H201ZM213 250L211 252H213ZM194 251L197 254L195 256H194ZM215 251H216V249H215ZM219 251H217V252H219ZM65 252H67V251H65ZM124 252H126V254ZM130 252H129V254H130L129 255L127 253V251H123L125 257H126V255H129V258L132 257L133 260H136V258H141V260H143V263L139 262V264L140 263L141 264H150L148 262L149 260L148 261L146 260L144 262V259L142 257H140V256L146 257V255H147L146 252L144 253V251H143V255H142V252L139 253L140 254V255H138L139 257H136L137 256V255H135L136 253L134 254V256H131ZM221 252L224 253V251H221ZM221 252H219L217 254H220ZM226 252H228V250H226ZM83 253H84V251H83ZM133 253L134 252H132V255H133ZM233 253H235V252H233ZM240 253H242L243 256ZM252 253H253L252 254L253 256H257L256 258H258V257H260L259 259H261V257H262V259L264 258V250L259 251V252H255V253L252 252ZM62 254H64V253H62ZM65 254L66 255H64V256H61V253L58 254L61 257L60 258L61 262H59L60 259L59 260L56 259L57 256L55 257V259L58 263L52 259L56 254H54V256L52 258L50 256V258L52 259V261L55 262V264H78V262H81V259H82L81 255H84V257L88 258V260L82 259V261L84 263L81 262L80 264H85L86 263L85 260L89 261V263H90L89 257L85 256V255H87V253L76 254L75 251H71V252L68 251V253H65ZM182 254L180 256L178 254V257L181 258ZM215 254L216 253H214V255ZM217 254H216V256H217ZM88 255H91V259H92L93 255L92 254H88ZM124 255H123V257H124ZM198 255L201 256L198 258L200 262L198 260H195L196 256H198ZM221 255H222V258L218 255L219 258L223 259V256H224V259H225L227 254H225V255L221 254ZM228 255L230 257L231 254H228ZM239 255H241V256H239ZM39 256H42V255H39ZM176 256H177V254H176ZM202 256H203V258H202ZM211 256H212V259L210 260V258H209V261H207L208 258H206V257H211ZM218 256L216 258H218ZM44 257H46V255ZM172 257L174 258V255ZM183 257H182V259H183ZM213 257H214V259H213ZM250 257H249V259H251ZM40 258L41 257H39V259ZM42 258H43V256H42ZM42 258H41L40 264H48L49 263L48 262L49 257L47 259L45 258L44 260H42ZM96 258H95V260H96ZM103 258L102 259L105 260V256ZM200 258H202V261L204 263L200 260ZM204 258L207 260L205 261ZM219 258H218V260L216 259L218 261V263L220 261ZM256 258H254V259H256ZM35 259L33 261H35ZM224 259H223V261H224ZM226 259H225V261H226ZM262 259L260 262L263 263L264 261ZM37 260H38V258H37ZM97 260H96L97 262H95V263L98 264L99 260H101V259H97ZM103 260H101L102 263L103 262L105 263L107 261V260H105V261H103ZM126 260H128L127 257H126ZM130 260H132V259H130ZM138 260H140V259H138ZM174 260H175V258H174ZM179 260L176 259L175 263L178 264ZM189 260H190V262H189ZM62 261H63V263H62ZM101 261H100V264H102ZM185 261H187V259H185ZM223 261L221 260V262H223ZM225 261H224V263H225ZM252 261H255V260H252ZM257 261L259 263V260L257 259L255 261L256 264H257ZM213 262H211V264H214ZM33 263L34 262H30V264H33ZM87 264H88V262H87ZM90 264H92V263H90ZM123 264H134V263L123 262ZM180 264H182V263H180ZM186 264H187V262H186ZM215 264H217V263L215 262ZM226 264H230V262H227ZM233 264H235V263H233ZM250 264H254V262H252Z\"/></svg>",
  "mask_w": 264,
  "mask_h": 264
},
{
  "label": "rangeland",
  "instance_id": "374dc122",
  "mask_svg": "<svg viewBox=\"0 0 264 264\" xmlns=\"http://www.w3.org/2000/svg\"><path fill=\"white\" fill-rule=\"evenodd\" d=\"M6 1H7V0H2V1L0 0V13H1V14H0V55H1V57H3V58H1V61H0V70H1V71H0V72H1V76H0V78L3 77V76H2L3 74H4V79L8 78V76H9V69H10V71L13 72V74L15 75V85H16V86H15V90H16V92H17V94H16V95H17V98H16V99H13L12 101H10V103H9V99H8V101H7L8 104L6 103L5 108L0 107V110H1V111H0V116L2 117V118L0 119V121H1L3 118H4L3 120H5V118L7 119V117L10 118V117H13L14 115H16V116L13 117V118H15V119L10 118V119H11V120L9 119L10 121L7 119V120L9 121L10 124L6 123V122H8L7 120L4 121L5 124H4L3 120H2V123L0 122V123H1V125H0V129H1L3 126H5V128L3 127L4 129L2 128L3 131L0 130V132H1V131H2V132L5 131V135H3V137H6V135L8 134V135H10V136H8V137L11 138V137L13 136V134H17V133L19 132V130H18V132L15 131V130H16L15 128H17V127L15 126V125H16L15 123H17V124L19 123V125L22 123L20 126H23V125L25 126L26 124H30V123L32 122V125H33V126H34V125H37V124H41V125H39V126H36V129L39 127V129H38V130H39V133H38V134H40V132L42 133V131L47 132L46 127L42 126V123L38 122V120H39V116H40V115H39V113L37 112L38 107H41V106H40V99H41L42 93L45 92V87H46V86H44V85L41 84V83H45L46 79H45L44 81L42 80V82H41V80H40L41 83L38 82V83H40V84H38V83L36 82V80H38L39 78H37L38 76L34 74V72H37V69H36V62H35L34 54H33V55H30V54L32 53V47L29 48V47L31 46V44H30V46H29V43H30V42H29V40H30L29 36H30V35L28 34V33H29L28 31H29V29H30L31 27H30V25H29L28 23H30V22L32 21L33 17H31L30 15H33V13H34V14L39 13L38 15H40V14L42 13V15H40V16L37 15V17H36V20L38 19L37 21H36V20H35V21L33 20L34 24H36L37 27H39V26L42 27V26H43V23H44L45 20H47V22H48L49 19H51L50 17H51L52 14L48 15L49 13L45 15L46 17H43V16H44L43 13L45 12V10H47V9L49 10V8H50V10H51V6H50V5H46L47 7H46V6H43V5H45V2H49V1H51V0H48V1H47V0H19V1H18V0H8V2L10 1V3H6ZM52 1H54V0H52ZM78 1L80 2L81 0H74V2H78ZM84 1H85V0H84ZM84 1H81L80 4H81L82 2H84ZM14 2H15V3H14ZM55 2H56L55 4H60V3H61L60 0L58 1V3H57L56 0H55ZM79 2H78L77 4H75V6H78V5H79ZM5 3H6V4H5ZM13 3H14V4H13ZM22 3H23V4H22ZM24 3L26 4L25 7H24ZM42 3H43V4H42ZM84 3H85L86 5H85ZM84 3H82V4L85 6V8H87L86 6L89 5V8H87L88 11H89V13H90L91 11H97L98 7L95 6V3H94V5H91L93 2H92V3H91V2H90V3H89V2H84ZM8 4H9V5H8ZM19 4H20V5H19ZM21 4H22V5H21ZM49 4H54V3H49ZM1 5H2V6H1ZM12 5L15 6L14 9H13ZM30 5H31V6H30ZM60 5H62V3H61ZM83 5H82V6H83ZM5 6H6V7H5ZM28 6H29V7H28ZM42 6H43V7H42ZM75 6H74V7H75ZM84 6H83V8H84ZM94 6H95V7H94ZM218 6H219V5H218ZM2 7H3V8H2ZM10 7H12V8H10ZM17 7H18V8H17ZM215 7H216V6H215ZM5 8H6V10H5ZM9 8H10V9H9ZM25 8H26V9H25ZM42 8H43V9H42ZM11 9H13V10H11ZM19 9H20V10H19ZM23 9H24V10H23ZM90 9H91V10H90ZM1 10H2V11H1ZM9 10H10V11H9ZM41 10H42V11H41ZM3 11H4L5 13H4ZM26 11H27V12H28V11H32V13L30 12V13L28 14ZM43 11H44V12H43ZM51 11H52V10H51ZM8 12H9V13H8ZM197 12H198V11H197ZM6 13H7L9 16L6 15ZM50 13H52V12H50ZM201 13H202V12H201ZM27 14H28V15H27ZM199 14H200V12H198V15H199ZM5 15H6V17H5ZM26 15H27V16H26ZM7 16H8V18H7ZM13 16H14V17H13ZM41 16H42L43 18H41ZM3 17H4V18H3ZM22 17H23V18H22ZM24 17H25V18H24ZM26 17H27V18H26ZM2 18H3V20H4L5 22H4L3 20H1ZM29 18L31 19V21H30ZM10 19H11V20H10ZM26 19H27V20H26ZM28 19H29V20H28ZM42 19H43V20H42ZM9 21H10V22H9ZM23 21H24V22H23ZM29 21H30V22H29ZM191 21L193 22L194 20L191 19L189 22L191 23ZM24 23H25V25H24ZM190 23H189V24H190ZM30 24L32 25L33 23L31 22ZM192 24L195 25L194 22L191 23V25H192ZM26 25H27V26H26ZM3 26H4V27H3ZM15 26H16V27H15ZM61 26H62V28L64 27L63 25H61ZM9 27H11V28L9 29ZM13 27H14V28H13ZM188 27H189V31H190V29L192 30V28H193V26H190V25H189ZM191 27H192V28H191ZM28 28H29V29H28ZM194 28H195V27H194ZM8 29H9V30H8ZM25 29H27V30H25ZM193 30H195V29H193ZM196 30H197V32L195 31L196 33L193 31V33H195V34H193V35H196V34H198V33L200 32V31L198 30V28H197ZM201 31H202L201 33H202V35H203V34H204V33H203V30H201ZM9 32H10V33L12 32L13 35H12V33L10 34ZM191 32H192V31H191ZM7 33H8V34H7ZM26 33H27V34H26ZM70 33H71V32H70ZM189 33H190V32H189ZM201 33H200V35H201ZM9 34H10V38H11V39H10L9 36H8ZM11 35H12V36H11ZM27 35H28V36H27ZM190 35H191V33H190ZM193 35H192V36H193ZM200 35L198 34V36H200ZM203 36L206 37L205 35H203ZM203 36H200V37H199L200 40L203 38ZM194 37H196L197 40H199L197 36H194ZM201 37H202V38H201ZM190 38L192 39L191 36H190ZM196 38H194V39H196ZM208 38H209V37H208ZM208 38H203V40L206 41V39H207V41H206L207 43H210L211 40H212V41H215V38H213L214 40H213L211 37H210L211 40H210V38H209V39H208ZM261 39H263V38H261ZM261 39H259V42L256 41L257 39L254 40L255 42L252 41V40H251V41L245 40V41H248V42H250V43L253 42V43H255V44L258 42V45L261 46V45L264 43V41H263L261 44H259L260 41H262ZM209 40H210V41H209ZM263 40H264V39H263ZM205 41H204V43H206ZM212 41H211V42H212ZM216 42H217V40H216ZM200 43H203L202 40L200 41ZM262 46H264V44H263ZM261 48H262V50H264L263 47H259L260 50H261ZM17 49H18V50H17ZM19 49H20V50H19ZM10 50H11L10 55H11V53H12L13 50H14V51L17 50L16 52H19V53H15V57H18V56H21V55H23V56L25 57V58L23 59V61L25 62L27 68H29V70H27L26 72H27L28 74H29L30 72H32V78L34 79L33 82L31 81V83H27L26 85H25L24 83L21 84V82L18 80V78H20L21 76H19V74L17 75L18 72L16 71V67L12 66V67L10 68L8 61L4 62L3 59H6V60H7L8 56H9L8 54H9V51H10ZM260 50H259V52H261ZM21 51H22V52H21ZM257 51H258V50H257ZM2 52H4V53H2ZM259 52L256 53V54H258V55L260 56V57H259L260 59H263V58H264V54H263L264 51H263V53H262V52L259 53ZM1 53H2V54H1ZM91 54H92V53H91ZM91 54H90V53L87 54V55H89V56H87V59L85 60L86 65H87V66L89 65V66H88L89 70H85V71H84V70H79V71H77V72L73 75L74 78L76 77L75 79L78 78V79H77L78 81L76 80V81L74 82L75 79H73V82H72V83H75L76 86L73 85V84H71V92H72V93H71V94H72V104H71V109L73 108V110H71L72 112H74L76 109H78V108H76L75 106L78 107V106L81 105V102L78 100L79 90L77 89V84H78L80 81H82L83 79L85 80V78L91 77V76L94 74V72L96 71V69L93 68V65L91 64V63H92V57H91ZM260 54H262V55H260ZM225 55H227V58L230 57V55H228V54H225ZM32 56H33L34 59L32 58ZM262 56H263V58H261ZM225 57H226V56H224V58H225ZM257 57H258V56L256 55V59L259 60ZM32 59H33V60H32ZM8 60H9V59H8ZM89 60H90L91 63H90V62H86V61H89ZM28 61H29V64H28ZM262 61H264V60H262ZM83 63H84V62H83ZM33 64H34V65H33ZM1 66H2L3 69H1ZM34 66H35V67H34ZM7 67H8V69H7ZM90 68H91V69H90ZM86 69H87V68H86ZM3 70H4V71H3ZM34 70H35V71H34ZM91 70H92V72H91ZM86 71L89 72V74H88L89 76L87 75V77L84 78L82 75H83V73L86 72ZM2 73H3V74H2ZM6 73H7L8 75H7ZM37 73H38V72H37ZM37 73H36V74H37ZM213 73H214V72H211V74H213ZM228 73H229V71H228ZM230 73H231V71H230ZM5 74H6V76H5ZM81 74H82V75H81ZM97 74H98V72H97ZM232 74H234L233 71H232ZM232 74H231V75H232ZM38 75H39V73H38ZM78 75H79V77H78ZM90 75H91V76H90ZM227 75H228V74H226L225 77H226ZM229 75H230V74H229ZM39 76H40V75H39ZM97 76H98V75H95L94 77H91L89 81L103 82V81H100L99 79H97ZM5 77H6V78H5ZM82 77H83V78H82ZM227 77H228V76H227ZM230 77H231V76H230ZM28 78H30V74H29ZM36 78H37V79H36ZM259 78H260V77H259ZM259 78H258V80H259ZM261 78L264 79V77H261ZM261 78H260V80H261ZM4 79H1V83H2V84H3V83H6V84H4V86H3V85H0V88L2 89V91L0 90V95H1V92H2V94H3V92H5L4 94H6V93H8V91H9V86H8V83H9V80H8V79H9V78L6 79V82H5V81L2 82ZM41 79H42V78H41ZM222 79H225V78H224V75H223V78H222ZM79 80H80V81H79ZM262 81H263V80H262ZM7 82H8V83H7ZM263 82H264V81H263ZM103 83H107V84L110 85L109 82H103ZM6 85H7V87H6ZM38 85H39V86H38ZM110 86H111V88L113 87L112 84H111ZM3 87H4V88H3ZM5 87H6V88H5ZM32 87H33V89H31ZM5 89H6V90H5ZM24 89H26V90H24ZM30 89H31V90H30ZM115 89H116V88H115ZM4 90H5V91H4ZM46 90H47V89H46ZM112 90H113V88H112ZM112 90H111L112 106H114V109L116 108V110H113V108H112V110H113V114H114V116L117 117L116 115H117V113H118V109H119V108L121 109V108L123 107L124 104H123V100H119V101H118V99H117V98L120 99V98L122 97V94H120V91H121V90L118 91V89H116L117 93L119 92V94L115 93V101H113V99H114L113 94H114V93L112 92ZM38 91H39V92H38ZM47 91H48V90H47ZM47 91H46V93H47ZM116 91L114 90V92H116ZM230 92H233V90L230 91ZM39 93H40V94H39ZM46 93H45V94H46ZM49 93H51V94L54 96V94H53L54 92H52V91L49 90ZM49 93H48V94H49ZM51 94H49V96H47V97H48V98L53 97ZM46 95H47V94H46ZM76 95H77V97H76ZM118 95H119V97H118ZM120 95H121V96H120ZM50 96H51V97H50ZM116 96H117V98H116ZM44 99H46V97H44ZM52 99H53V98H52ZM113 103H114V104H113ZM47 104H48V102H47ZM115 104H116V105H115ZM228 105H229L230 107L233 108V106H231L230 104H228ZM228 108H229V107H228ZM232 108H231V110L233 111ZM4 110H5V111H4ZM6 111H7V112H6ZM32 111H33V112H32ZM215 111H216V113H217V110H215ZM219 111H220V110H219ZM219 111H218V113L221 114V112H219ZM221 111L223 112V110H221ZM227 111H228V110H227ZM5 112H6V113H5ZM72 112H71V113H72ZM1 113H2V115H1ZM12 113H13V114H12ZM15 113H16V114H15ZM28 113L31 114V115H28ZM71 113H70V114H71ZM210 113H211V112H210ZM224 113L226 114L225 111H224ZM224 113H223V114H224ZM229 113H230V112H229ZM4 114H7V115H4ZM11 114H12L13 116H11ZM18 114L20 115V117H21V115L23 116V114H24L25 116H23V117H25V118H22V117L19 118V115H18ZM70 114H69V117H68L67 119H65V120H60V121H56V122H52V124H50V125L47 127V128H48V139H49V140H50V139H55L54 137H55L56 135H57V136H60V135H61V137H63L62 135L65 134V135L68 137V135L70 134V131H71V129H70ZM213 114H214V113H213ZM213 114L211 113V115H213ZM220 114H217L216 117H217L218 115H219L220 117H222L221 115H223V114H221V115H220ZM8 115H9L10 117H9ZM36 115H37V116H36ZM211 115H210V116H211ZM229 115H230V114H229ZM229 115H228V116L226 115L227 117H225V116L223 115L224 118H225V120H226V118H227L228 121L230 120V121L228 122V123H230V124H229V126H227V128H226L225 125H224V127H223V124L225 123L224 118L222 117V118H223V119H222L223 121H221L223 124H221V122H220V124H219L218 122H216V121H220V120H218L219 117H217V118H218V119H217V118L215 117V115H214V117H215V119H216V121H215V119H214V121L217 123V127H218V129H216V130H219V127H220V130H221V131H219V132L222 133L221 136H223V135H228V134L230 135L231 132H234V131H235L236 134L233 133V135H234V136L232 135L233 138L230 137L231 135H230V136L228 135V136L225 138V136L220 137V136H218L217 133H215L216 136H217V137H216L217 140H216V138H215V139H214L215 141L210 142L211 144H212L213 142L215 143L216 141H217L216 143H218L219 141L222 142V141H223V138H225L224 140H227V138L233 139L232 141H230V139L227 140V141H228V142H227L228 145H227V144H224V145H227L228 147L226 146L227 148H225V146L222 145V146H224V147H223V150H217V149H221V148H222L221 144L218 143L220 146H219L218 144H217V145L215 144L216 147H215V146H213V147L216 148V149H214V148L212 147V145H214V144H212V145L207 144L208 146H210V148H207V149H208V150H209V149H212V150H209V151H208L209 154L207 153V151H206L207 149H206V148H204V149H206V150H205L206 152H204L203 149L201 150V152L203 151L202 155H204V153H207V154L210 155V156H211V154H213V153H211L210 151H213V149H214V151L217 150V152H214V151H213V152H214V154L219 155L218 157H217L216 155H214V156L217 157V160H218V161L215 160V161H216V164L214 165L213 162H212V163L209 162V161H211V160L213 159V158L210 157L211 160L206 161V162H207V164H210V163H211V165L213 164V167H211L210 165H208V166H210L211 168H214V170H215L217 167H219V165H220L219 163H221L220 168H223V170L221 169L222 172L224 173V172H225L224 170H228V172L231 173V174L229 175V177L232 175V176L230 177L231 179H230L229 177H228V179H227V175H228L229 173L227 174V173H226L227 171H226V172H225V173H226L225 176L222 174V177L224 176V178H223L224 180L219 179V180H221V182H220V181L218 180V178H219L220 176H218V178H217L216 180L214 179V181H217V180L219 181L220 186H219V188H216V189H217V190H218V189L220 190V195H218L219 197L216 195V194H218V191H219V190H218V191L215 192L216 189H214V190L212 189V191H213L214 193H216V194H214L213 192H212L211 194L217 196V197H216L217 199H219V198L222 197L221 199H222V203H223V207H224V208H221V210H220V206L222 207V203H221V202H220V203L218 202L219 206L215 205V203H217V201H216V198H215V196H214V200H215L216 202L213 200V201H211L210 203L213 205V202H214V207H215V208L219 207L220 212H218L219 210L217 209L218 211H215L216 214H215V213H214V215H213V214H210V212H209L208 210H209V209L212 210V209H214V207L212 206V208H211V204H209V203H208V204H209L210 207H209V206H206V204H205V207H207V208L209 207L208 209H206V211H208V213L210 214V215H208L209 218H210L211 215H213V216L216 215V216L220 217V216H221L220 214H222V213H223L226 217H229L230 215H231L232 217H233V215H235V217H237L236 215H239V214H240V213L237 214V211H238V212L243 211V210H239V208H238V210H237V209H236L237 207H236V208H235V209L237 210V211H236V214H231L232 212H230V213H229V212H226L227 209L229 208V207H228V203H226V202H227V199H230V197H229V195H228L227 193H224V192L227 191V190L225 191V189H227V188H228V190H230L232 187H234L233 189H231V192H233L234 190L236 191L238 188H241L242 186L245 187V182H244V185H243V183L241 182V181H245V180H243V177L241 176L242 174L240 173V176L242 177V178H241L242 180H241L240 182L237 181L238 178L240 179V177H238L237 175H238V170H241L240 172H242V169H241V168H242V165H244L245 162H246L247 160H248L247 162H248L249 165H250V163L253 164V165H252L253 168H255V167H254V164H258L259 166L256 165L257 170H258L259 172H261V173H264V172H263V171H264V170H263L264 168L262 169V167H264V163L260 164V163H259V160H258V158L260 157V154H259L258 152H259V151L262 152V153L264 152V149H262V148H263L262 146H264V145H263V143L261 142V140L264 141V139H263V138H264V134H260V133H259V132H261V133L264 132V129H263V128H264V127H263V126H264V123H263V122H264V121H263V120H264V117L261 116V115H257V116H259V117L261 116V118H258V117L256 116L255 118H252V119H251L252 121L249 120V121L252 123L253 129H251L252 126H251L250 123H248L250 126H249L248 124H245V126L248 125V128H247V126L245 127L248 131H249V129H251L250 131H256V130H254V129H257V130H258V135H257L258 137H257V140H256V138H255V137H256V134H257V131H256V133L254 132V134H255V135H254V136H255L254 138H253L252 132H250V134H251V138H250V139H252V141H254V143H252V144H254V145L251 144V147H250V145H249V147H248V143H250V141H251V140L249 139V137H250L249 132L246 133V136L243 135V133H245V130H246L245 128H242V130H243V129H245V130H243V133L240 132L241 134H240L239 132H236V125H235V123H234L233 121H232L233 123H231V119H230ZM6 116H7V117H6ZM17 116H18V117H17ZM26 116H28V117H26ZM31 116H32V117H31ZM210 116H209V118H211V120H212L213 118L210 117ZM16 117H17V118H16ZM30 117H31V118H30ZM36 117H37L38 119H37ZM228 117H229V119H228ZM262 117H263V120H262L261 123L258 125V126H259V129H258L256 123L258 124V122L260 121V119H262ZM50 118H51V117H48V116H47L46 119L51 120ZM18 119H20V120H18ZM22 119H23V120H22ZM32 119H34V120L36 119V120H35L36 122H34V120L32 121ZM220 119H221V118H220ZM253 119H254V120L257 119L258 122L255 121V122H256V123H255ZM27 120H28V123H25V124H24V122H27ZM207 120H208V122L211 121L210 119H207ZM227 120H226V121H227ZM37 122H38V123H37ZM208 122H207V125L211 123V122H209V123H208ZM253 122H254V124H253ZM33 123H34V124H33ZM35 123H37V124H35ZM228 123H227L226 125H228ZM246 123H247V122H246ZM2 124H3V125H2ZM218 124L221 125L226 131L228 130V131H227L228 134L225 133L226 131H225L224 134H223L222 131H224V130L222 129L221 126H218ZM7 125L10 127V129H9V127L7 128ZM30 125H31V124H30ZM30 125H29V128H30ZM32 125H31V126H32ZM230 125H231V126H230ZM1 126H2V127H1ZM14 126H15V128H14ZM17 126H18V125H17ZM20 126H18V127H20ZM26 126H27V125H26ZM33 126H32V127H33ZM11 127L14 128V130L12 129V131H15V133L12 132L13 134H9L11 131H9V133H8V131H6V130H11ZM32 127H31L30 129H32ZM34 127H35V126H34ZM42 127L45 128V130H44ZM66 127H67V128H66ZM229 127H230V128H229ZM20 128H21V127H20ZM20 128H17V129H20ZM24 128H26V130H28V131L30 132L29 128H27V127H24ZM117 128H119V127L117 126ZM233 128H235V129H233ZM5 129H6V130H5ZM22 129H23V128H22ZM36 129H35V130H36ZM229 129H230V130H229ZM24 130H25V129H24ZM35 130H32L33 133H34ZM38 130H36V131H38ZM115 130H116V129H115ZM260 130H261V131H260ZM36 131H35V132H36ZM66 131H67V132H66ZM229 131H230V132H229ZM24 132H25V131H24ZM24 132H23V134L18 135L17 137H21V136L23 137V135H24L23 138L25 139V134H27V135H26V137H27L26 140H21V139H20L21 141L19 140V142H13L14 144H17V146H19V147H17V146L15 147V149H17L18 152L20 153L18 160H16V161L13 162V163H5V162L1 161V164H0V167H1V169H0V173H1V174H0V175L2 176V173H3V171H4L3 176H4V177L6 176L5 178H4V177H3V178L0 177V180L3 179V180H2V183H9V182H10V184H11L12 186H14V187H20V186H22V185H20V183H22V184H24V186H25L24 188H26V184H25V183L28 182L29 185H27V187L29 188V186H30V188H29L30 190H31V188H32V189L35 188V186L37 185L36 183H39V182L41 183V181L44 183V184H43V188L45 187V189H50V191L55 190L54 188H58V189H59V188H60V189L62 188V189H64L63 186L68 187L67 185H65V184L67 183L66 181L69 180V178L65 177L67 174L64 173V174H63L64 176H62V173L64 172V170H63V171H60V172L58 171L57 173L55 172V173H56L55 175H57V176H56L57 178L55 177L56 179H54V177H52L53 175L50 176V174H48V175H49V178H52V179L46 178V180H44L45 177L42 178V175H43V174H41V173H44V174H45L46 170H44V169H46V167L48 166V165H45V164H46V163L48 164V161H49V160L52 162V161L55 159L56 156H54V159L52 160V159H50V158H51V155L48 156V154H47L48 161H43V160L46 159V156H42V155H44L43 153H42V155L40 154L42 157H41L40 155H39V157H38V155H37V154L39 153V150H38V148H39V145H38L39 142H38V144L35 146V144H36V140L38 141V139L40 140V138L37 137L38 139H37V138H36V139L34 138V139L31 140V139L29 138V136H30L31 134H33V133L30 132V133L28 134V132H27V133H24ZM68 132H69V134L67 135ZM71 132H72V131H71ZM219 132H218V133H219ZM246 132H247V131H246ZM20 133H22V130H21ZM72 133H73V132H72ZM75 133H76V134H75ZM0 134H1V136H2V133H0ZM3 134H4V133H3ZM73 134H75L74 136H75L76 138H73V136H70V135H69V138L71 137L70 141H71V140H74V141H75V142L73 141V144H72V142H70V143H71V144H70V145H71L70 148H71V147H74L73 149L71 148V150H76V151H77V149H78L77 153H75L76 155H73V153H71V154L75 157V158L73 157V158H74L73 160H74V161H77V162H78L77 164H78V166H80V167L82 166L81 163H83V166H87L86 168L89 169V170H86V174H87V175L91 174V175L94 177V179H95V175H98V176H101V175H102V176L105 177V178L107 177L106 179L104 178L105 180H103V179L99 180V178H103V177L101 176V177H99L98 180L96 181L97 176H96V179H95V180H92L93 177H91V176L89 175L90 179H89L88 176H86L87 179H88V181H87V179H86V182H91V181H93L94 183L92 182V183H90V184H89V183H88V184H87V183L85 184V179L83 178V177H85V176H83V173L85 172V171L83 172V170H85V168H83V170H80L81 168H80L79 170H78L77 168H75V170H74L73 168H72V169L70 168V169H71V172H70V169H69V172H70L71 174H73L72 171H73V172H74V171L76 172V170H77L80 174L77 172V174H79L77 178L75 177V175H76L75 172H74V173H75L74 175H71V174H70V175H71V178H70V181H69V182L72 181L73 183H71V185H70V183L68 182V183H69L68 185L72 187V185H73L74 183H77V182H78V178H79V179L81 178V181H82V182L84 181L85 186L87 185V186L89 187V190H90L91 193H92V195L90 194V197H92V198H91L92 201L90 200V201L92 202V203H91L92 206H90L91 204H89V205H87V208H88V209L85 208V206H86V205H85V201L82 200V198L85 196V194H84L85 192H83L84 196H83V195H82V197L80 196V198H81L80 201L82 200V204H84V207L82 208V204H81V202H78V203L80 204L81 207H79L78 204H77V206H78L77 208H79V209L81 210V211H79V209H78V211H79L80 214L83 213L82 215H80V214L77 215L78 212H76V211H73L74 213H73V212H68V211H67V213H64V212H66L65 210L63 211V210H58V209H56L57 206H58V208H63V207H64V209H65L66 207H68L67 204H68L69 202H70V205H72V203H73V202H72L73 199L71 198V196H72L71 194H72V193L67 194V193L64 192L62 189H61V190L59 189V192L61 191V193H60L61 195H60V198H59V199H61L60 201H59V199H55V200H51V201H50V200L47 201V200H44V199H43L44 201H46V202H45L46 204H45V203H43L42 199L40 198V200H39V201H40V204L43 206V208H42L43 211H42V210H41V207H42V206H41L40 204H38V202L36 203V201H38L39 197H35V196H33V198H32L33 200L30 198L31 200L28 201L26 196H30V197H32V195H25V194H26V192H25L26 190L23 189V186L20 188V191L23 192V190H24L23 194L25 193V194H24L25 196H23V194L19 192V188H17V191H18L17 193H15L16 191H11L12 189H13V190H16V188H12V186H10V184H9V187H11V189H8L7 187H6V189H7V191H10V192H8V193L10 194V196H11L12 198H11V197L9 198V194H8V196H5V197L8 198V199L5 198V199H6V200H5V204H6V206H5V204H4L3 202H0V207H1V208L4 207V209H2V210L0 209V210H1V212H0L1 216H2L3 214L9 216V215L7 214L8 212H9V214H11V213H12L11 211H15L14 209H16V210L18 209V211H19V213H18V211H17L18 216H19V214H20V217L23 218V221H24V219H27V217L30 218V215H31L32 217L35 215V216L33 217V219H35V220L31 219V220H33L34 223H37V224L35 225V228H34V223H33V222L30 223V224H33V228H34V230L38 228V231H42L44 235H45V233H44V230H45L47 236H49L50 234L52 235V233H53V234L55 233V234H54L53 236H50V237L43 236L44 238H42V235H43V234H40L39 237H38L37 234L35 233V235H36V236H35L36 239L33 238V237H34V232H33V231H30L29 228H31V227L27 228V225H29L28 223L31 221L30 219H27V220H28V221H27V225H24V223H21L22 226L24 225V227L26 226V228L29 229V230L24 229V230H26V232L23 233L22 231H24V230L22 229V226H21V229H22V230H21V229H19V228H20V227H19V224H17V223H20V222H15V221H14L15 219H21V218H17V217H16V213H15L16 211H15V212H14V213H15V215H14L15 217L13 218V219H14L13 221L15 222L14 224H13V221H12V223H11V222H10V223L8 222V221L12 220V218H10V220H8L9 218L5 217V219L8 220L7 222H8L10 225H9V224L6 225L5 222H3L4 219H3V221L0 220V264H30V262H34L33 264H36V263L38 262L37 264H40V261H41L42 256H43L42 260H44L47 256L49 257V258L47 257V258H48V262H49L48 264H53V263L55 264L54 261H56V259L59 260V259L61 258L60 255H58V254L61 253V256H64V255H66L65 253H68V251H70V252H71V251H75L76 254H78V253H80V254H81V253H82V254L87 253V255H85V256L89 257L90 263H92V264H97V263H95V262L98 261L97 259H101V260H103V259H104V258H103L104 256H105V260H107L105 263L103 262L104 264H123V262H126V263H134V264H139V262L143 263V260H141V258H136V260H133L132 257L129 258V255H130L129 252H130V251H131V252H130V253H131V256H134V254L136 253V254H135V255H137L136 257H139V256H138V255H140L139 253L142 252V255H143V251H144V253L147 251V249H146V250H143V248H142V246H141V239H142L144 236H146L147 234H146V235H141L140 232H139L140 229L137 228V226H134L133 228H132V227L126 228L125 225H124L125 222L127 221V219H125V216H127L129 213L135 215V211H133V210H131V211H130V210H125V209H127L128 206H129V204H128V206H127L128 201L126 202V204H125V202H124L123 204H124L125 206H123V204L121 203V202H123V201H122V200L120 201V199H119L120 196H121V193L123 194V193L125 192V190H124V188H125L124 185L122 186V185L120 184V185L122 186V188H123V189H121V188H120V189H121V190H124V192H122L120 189H118V191H117L116 189L118 188V186H117V187L113 186L114 183L117 185V182H114V183L112 184L114 178L112 179V178H111L112 176L109 177V175L111 174V173L109 174V172H110L109 169L111 168V165H110V166H109V165H108V166H98V165H96L95 161H92V163H90V161H89V150H88L89 148H88V147L85 148V145L83 144V140L81 139V137L79 136V134H78L77 132H74ZM73 134H72V135H73ZM219 134H220V133H219ZM247 134H248V135H247ZM11 135H12V136H11ZM33 135H34L33 137H36V136H35V133H34ZM36 135H37V132H36ZM54 135H55V136H54ZM241 135H242L243 137L245 136V138H243ZM15 136H16V135H15ZM49 136H50V137H49ZM53 136H54V137H53ZM248 136H249V137H248ZM259 136H261L262 139H259ZM13 137H14V136H13ZM33 137H32V138H33ZM64 137H65V136H64ZM219 137L221 138V140H220ZM72 138H73V139H72ZM234 138H235V139H234ZM18 139H19V138H18ZM28 139H29V142H27ZM30 140L32 141V144L34 143V145L31 144V145H32V146H31L30 144H28V143H30ZM33 140H35V141L33 142ZM218 140H219V141H218ZM23 141H25V142H27V143H25V142H23ZM236 141H237V142H236ZM255 141H256V142H255ZM231 142L235 144V146H236L237 149H239V148H241V149L236 150V148L234 147V145H233ZM235 142H236V143H235ZM207 143H208V142H207ZM222 143H226V141H223ZM229 143H230L231 146H233V147H231ZM236 144H237L239 147H237ZM261 144H262V146H261L262 148H258V147H260L259 145H261ZM27 145L32 147V148H31V147H28V148H31L30 150L33 149L32 151H34V150H35V151H34L33 154L31 153L32 155H29V157L25 159V157H24V151H25V149L27 148ZM72 145H75V146L77 147V149H76L75 146H72ZM207 145H206V146H207ZM33 146H34V148H36V149H34ZM206 146H205V147H206ZM208 146H207V147H208ZM217 146H218V147H217ZM229 146H230L231 148H229ZM253 146H254L255 148H254ZM219 147H220V148H219ZM233 148H234L235 150H231V149H233ZM250 148H251V149H250ZM227 149H230V150H228V151H230V152H229V155H230L231 153H232V154L230 155L231 157H230V156H227V158H226V155H227V154L224 153V152H228ZM255 149H256V151H255ZM258 149H259V151H258ZM26 150H27V149H26ZM37 150H38V152H36ZM71 150H70V152H71ZM80 150H81V152L79 153ZM224 150H226V151H224ZM261 150H263V151H261ZM76 151H73V152H76ZM83 151H84V153H85L86 151H87L88 153H85L86 155H85V154L83 155ZM218 151H219V152L221 151V152L218 153ZM232 151H233V152L235 151V152L233 153ZM238 151H240V152H238ZM241 151H243V152H241ZM222 152L225 154L224 162H225V160H226V162H225L226 164H225L223 161L220 162L221 159H222V157H223ZM40 153H41V152H40ZM235 153H236V154H235ZM238 153H239V155H238ZM240 153H241V154H240ZM53 154H54V153H53ZM68 154H69V153H68ZM71 154H70V157H69L70 159L72 158V157H71ZM207 154H206V157H208ZM221 154H222V156L220 157ZM45 155H46V154H45ZM54 155H56V154H54ZM79 155H81V156H83V157H84V156H87V157H86V159H84L85 157H84V158H83V157L80 158ZM232 155H233V156H232ZM240 155H241V156H240ZM263 155H264V153L262 154V156H263ZM31 156H32V158H33V162H34V160H35L34 158H36V160H35L36 162H34V163H36V166H37V167H38L39 165L43 164V162H45V164H43V165H45L46 167L44 168V167L42 166L43 169H41V167L36 169L35 164H34V163L31 164V162H32V160H31V159H32ZM36 156L38 157V159H37ZM238 156H240V157L238 158ZM49 157H50V158H49ZM204 157H205V155H204ZM212 157H213V155H212ZM219 157H220L221 159H220ZM44 158H45V159H44ZM82 158H83V160H81ZM218 158H219V159H218ZM230 158H231L233 161H231ZM235 158H236V159H235ZM256 158H257V159H256ZM261 158H262V157H261ZM29 159L31 160V162H30ZM40 159H41V160H40ZM79 159L81 160V163H80V160H79ZM205 159H206V158L203 159V162H205ZM237 159H238L239 161H238ZM241 159H242V160H241ZM263 159H264V157H263ZM19 160H20V161H19ZM38 160H40L39 163H37ZM46 160H47V159H46ZM71 160H72V159H71ZM78 160H79V161H78ZM84 160H85V161H84ZM219 160H220V161H219ZM222 160H223V159H222ZM228 160H229V162H233V163H234V164H233L234 166L232 165V163H230V164H231V165H230L229 162H228ZM240 160H241L242 162H241ZM21 161H22V163H21ZM28 161H29V162H28ZM41 161H43V162H41ZM50 161H49V162H50ZM23 162H25L26 165H28V164L30 163V164H29L30 168L27 166L28 168L25 169V170H27V173H29L28 170L30 171L31 167H33V166H34V169H36L35 171H37L38 169H40V170H39L40 172L38 171L39 173H37V174H38V175L41 174V175H40V178H42V179L39 180V177H37V178L35 177V179H34V175H35V173H34V170H33V168H32L31 170H33V172H30V173H31V174L33 173V174H34V175L32 174V175H33V176H32L33 178L30 177V175H31L30 173H29L30 175H28L27 173H24V172H23V174H26L25 176L28 175V176L30 177V178L26 177L27 180L30 179V180H32V182L27 181V180L25 179V183H24V181H23L24 178H23V180H21V178H19V177L21 176V175H20L21 173H20V174H19V172L16 173V171H18V167L21 166V165L23 164ZM27 162H28V163H27ZM72 162H73V161H72ZM203 162L201 163L202 166H203ZM218 162H219V163H218ZM237 162H239V164H238ZM243 162H244V163H243ZM247 162H246V164H247ZM85 163H86V165H85ZM87 163H88L89 165H88ZM214 163H215V162H214ZM240 163H242V164L240 165ZM77 164L75 163V164H74V165H75L74 167H77ZM90 164H91V165H90ZM207 164H206V165H207ZM218 164H219V165H218ZM223 164H224V166H225V165L228 166V168L225 167V168H226V169H225L224 166H223ZM236 164H237V165H236ZM246 164H245V165H246ZM248 164H247V165H248ZM32 165H33V166H32ZM204 165H205V164H204ZM249 165H248V166H249ZM260 165H263V166H260ZM215 166H217V167L215 168ZM232 166H233L234 168H232ZM250 166H251V165H250ZM250 166H249L248 168H251ZM257 166H258V167H257ZM4 167H7V170H8V171L6 170V168L3 170L2 168H4ZM89 167H90V168H89ZM203 167H204V166H203ZM206 167H207V166H206ZM206 167H205V168H206ZM244 167H246V166H243V168H244ZM8 168H9V169H8ZM11 168H12V170H11ZM14 168H15V169H14ZM78 168H79V167H78ZM205 168H204V170H205ZM211 168H210V169H211ZM220 168H219V169H220ZM230 168H231V169H230ZM235 168H236L237 170H236ZM259 168H261L263 171L259 170ZM107 169H108V171H107ZM206 169H207V168H206ZM232 169H234V170H232ZM246 169H247V167H246ZM5 170H6V171H5ZM42 170H43L44 172H43ZM105 170L107 171L108 174L106 173ZM111 170H112V168H111ZM200 170H201V169H200ZM202 170H203V169H202ZM208 170H209V168H208ZM208 170H207V171H208ZM216 170L218 171V174L220 173L219 171H221V170H218V168H217ZM230 170H232V171H230ZM250 170H251V169H250ZM250 170H249V173H251V171H254V172H252V174H254L255 172H258V171H255L256 169H252L251 171H250ZM1 171H2V172H1ZM12 171H13V173H12ZM14 171H15V172H14ZM81 171H82V173H81ZM87 171H88V172H87ZM93 171H96V172L93 173ZM112 171H113V172H112ZM112 171H111L112 174H114V170H112ZM205 171H206V170H205ZM209 171H210V170H209ZM217 171H215V172H217ZM9 172H10V173H9ZM61 172H62V173H61ZM65 172H66V171H65ZM101 172H102V173H101ZM117 172H120V170H119V171H115V173H117ZM222 172H221V173H222ZM233 172H235L236 174H235V173L233 174ZM6 173L8 174V176H7ZM59 173H61V174L59 175ZM88 173H89V174H88ZM97 173H98V174H97ZM203 173H204V172H203ZM203 173L200 172V177H201V174H203ZM209 173H210V172H208V173L206 172V175L208 174V175L212 176V174H211L212 171H211L210 174H209ZM213 173H214V172H213ZM4 174H6V175H4ZM10 174H11V175H10ZM17 174H19V176H18ZM23 174H22V176L25 177ZM37 174H36V175H37ZM204 174H205V173H204ZM204 174H203V175H204ZM214 174H215V173H214ZM214 174H213V175H214ZM14 175H16V176L14 177ZM38 175H37V176H38ZM55 175H54V176H55ZM106 175H108V176H106ZM116 175L119 176L118 173H117ZM208 175H207V177H208ZM219 175H220V174H219ZM235 175L237 176V178H236ZM9 176H10V178H11L14 182H13V181H12V182L10 181L11 179H9ZM12 176H13L14 178H12ZM22 176H21V177H22ZM59 176H60V177H59ZM67 176H69V174H68ZM210 176H209V177H210ZM214 176H215V175H214ZM233 176H234V177H233ZM16 177H18V179H20L22 182H21L20 180H18V181H20V182L18 183V185L15 186V184H17V182H18V181H17V182L15 181V180L17 179ZM74 177H75L76 180H77L76 182H74L75 180H72V178L74 179ZM108 177H109V179H111L112 181L109 180ZM200 177H199V179H200ZM204 177H206V176H204ZM204 177H203V178H204ZM209 177H208V178H209ZM263 177H264V175H263ZM263 177L260 179V182H258L259 180H257V179L254 178V181H255V180L257 181V183H256V181L254 182V183H256L257 188L255 187V185L251 186V184H254L253 182L250 184L251 187H249L250 189L253 190V192H254V189H255V190L258 189V185L260 186V184H263V183H264V182H263V183L261 182V181H264V180H262V179H264ZM61 178H62V179H61ZM63 178H67L68 180H67V179H66V180H65V179L63 180ZM91 178H92V179H91ZM203 178H202V179H203ZM208 178H205V181H204V182H206V179H208ZM213 178H216V176L213 177ZM232 178H233V180H232ZM57 179H58V180H57ZM202 179H200V181H201ZM234 179H235V180H234ZM236 179H237V180H236ZM4 180H5V181H4ZM7 180H9V181L6 182ZM33 180H34V181H33ZM54 180H55V181L57 180V181L54 183ZM59 180H61L60 182H62V183H65V182H66V183H65V184H62V183H61V184H60V183L58 182ZM62 180L65 181V182H63ZM89 180H91V181H89ZM108 180L111 181V182H109ZM197 180H198V178H197ZM203 180H204V179H203ZM208 180H210V181H207V182H210V183L212 184V182H211L212 177H211L210 179H208ZM226 180H229L230 182H231V180L233 181V182H232V186H231V188L228 187V185H229V184H228L229 181H228L227 184L225 183L226 186L223 184V182H225ZM47 181H48V183H47ZM81 181L78 182V185L81 184ZM95 181H96V182H98V181H100V182H101V181H102V182H103V181H108V182H105V183H106V186H107V183H109V184H108V187L105 186L104 188H103V185H104V184H102V186L100 187L101 189H99V186H100V185H99V184H96ZM200 181L198 180L199 184H200ZM234 181L237 182V183H234ZM0 182H1V181H0ZM34 182H35V184H34ZM45 182H46V183H45ZM49 182L52 183V187H53V185H54L53 188L50 186ZM194 182H196V181H194ZM194 182H193V184H195ZM198 182H197V184H198ZM202 182H203V181H202ZM204 182H203V185L205 184ZM31 183H32V184H31ZM40 183H39V184H40ZM53 183H54V184H53ZM110 183H111L112 185H111ZM214 183H215V182H214ZM240 183H241L242 186L239 185ZM259 183H260V184H259ZM30 184H31L32 186H31ZM46 184H47V185H46ZM58 184H59V186H61V187H59ZM92 184L95 185L96 187H95V186L93 187ZM191 184H192V183H191ZM206 184H207V183H206ZM247 184H248V183H247ZM34 185H35V186H34ZM44 185H45V186H44ZM81 185H82V184H81ZM89 185H90L92 188H91ZM109 185H111L112 187H115L116 189H115V188H112V187L110 188ZM120 185H119V186H120ZM215 185H217V183H215ZM230 185H231V183H230ZM230 185H229V186H230ZM237 185H239V186H237ZM248 185H249V184H248ZM263 185H264V184H263ZM41 186H42V183H41ZM55 186H57V187H55ZM76 186H77V185H76ZM83 186H84V185H83ZM83 186H82V187H83ZM97 186H98V187H97ZM121 186H120V187H121ZM192 186H195V187H196V190H197V191L195 192V187H191V190L193 191V193H191V194L193 195V194L195 193V196L192 197V195H191V197H190L189 199H186V201H185L186 203H185V205H184V208L182 207V209H181V210L179 209L178 211L180 212V214H181L183 220H184V218H185V222H186V224H185V222H184V224H185V226H187V228H186V231H187V232H188V229H189L190 233L193 232V233H196V234H198V233L203 234L202 231L204 232V229H203L202 227H203L204 225H203V222L201 223V221H204V220L208 221V218L202 220L203 218L200 216V215H202V214H199V213L202 212V206H203L204 209H205V207H204V205H202L201 208H200L201 210L199 209L201 212H198V211H199V210H198V207H200V206H199V203L197 202L198 200H196V198L199 199V200H200V199H204V198H205V196H203L204 193H208V194H206V195H208V196H210L211 194L209 195V192H210V191H209V192H208V191H207V192L204 191V193L201 194L204 198L201 197V195H200V197H197V196H198V193H202V192L199 191V190H201V189H200L199 185H196V184H195V185H192ZM197 186L199 187V189L197 188ZM207 186H208V185H207ZM210 186L213 187V185H210V184H209V187H208V188L204 186L203 189L207 188V189L209 190ZM224 186H225V187H224ZM236 186L238 187L237 189H236ZM261 186H262V185H261ZM1 187H2V186H1ZM1 187H0V189H1L2 191H3V190H4V191L6 190V189H4L5 187H2V188H1ZM88 187H86V191H87ZM202 187H203V186H202ZM202 187H201V188H202ZM212 187H211V188H212ZM217 187H218V186H217ZM226 187H227V188H226ZM246 187L248 188V186H246ZM39 188H41L40 185H39ZM43 188H42V189H43ZM73 188H74V186H73ZM75 188H77L78 190L80 189L79 186H78V187H75ZM97 188H98V189H97ZM211 188H210V189H211ZM224 188H225V189H224ZM247 188H241V189H246V190H247ZM249 188H248V191H249ZM26 189H27V188H26ZM81 189H82V188H81ZM83 189H85V188L83 187ZM110 189H111V190H110ZM203 189H202V190H203ZM43 190H44V189H43ZM108 190L110 191V193H109ZM113 190H114V191H113ZM115 190H116V192H118V193L121 192V193H120V196H119V195L116 196V197L118 198V200H117L116 197H115V195L118 194V193L115 192ZM232 190H233V191H232ZM246 190H245V191H246ZM7 191H5L6 194H7ZM47 191H49V190H47ZM90 191H88L87 195H89V192H90ZM104 191H105L106 193H107V192H108V193L106 194ZM198 191H199V192H198ZM242 191H244V190H242ZM242 191L239 190V191H236V192L232 193V195L234 194V197H233V196H231V197H233L234 200H235V199L238 197V195H235V194H239V193H237V192H240L239 195L241 196V195H243V193L241 194ZM245 191H244V193H245V196H246V195H248V194H246ZM11 192H12V194H13L14 197L12 196ZM229 192H230V191H229ZM229 192H228V193H229ZM251 192H252V191L250 190L249 193L251 194ZM253 192H252V194H253ZM19 193H20V195H19ZM65 193L68 195L69 198L67 197V195H66ZM14 194H15V195L18 194V195H16V196H20L21 199H22V201L24 200V204L26 203V201H28V202H27L28 204L26 203L25 205H29V204L31 203L30 201H33L34 204H33V203H31V204L34 205V206L29 205V207L32 206V208H34L33 210H32V208H30V210L32 211L33 215H32V214H29L28 211H27V213H28L29 215H25V214H27V213L24 214V212H23L24 207L22 206L23 209H21V208L19 207V206H21L20 204L17 205L18 208L15 207V206L9 208V206H10L11 204L8 206V202H9V201H7V200H12V199H14V198H15V195H14ZM21 194H22L23 198H22ZM81 194H82V193H81ZM104 194H105V195H104ZM111 194H113V195H111ZM196 194H197V196H196ZM225 194H227L226 197H229V198L226 199ZM229 194H230V193H229ZM250 194H249V195H250ZM62 195H63V197H62ZM65 195H66V196H65ZM73 195H74V194H73ZM87 195H86V197H87ZM98 195L100 196V198L98 197ZM110 195H111V196H114L116 202H118L119 204H120V203L122 204V205L120 204V205H118V206H120V207H122V208L125 207V208H123V209L120 208L121 210H119V207L117 208V206L114 205V204L116 203V202H113V201H115V200H113L114 198L111 197ZM230 195H231V194H230ZM249 195H248V196H249ZM104 196H105V197H104ZM106 196H108V197H106ZM109 196H110L111 199L109 198ZM118 196H119V197H118ZM208 196H206V197H208ZM235 196H237V197L235 198ZM240 196L238 197L239 199L241 198ZM248 196H247V197H248ZM251 196H252V195H251ZM251 196H249V199H250ZM20 197H18L17 200H16V198H15L14 200L17 201V202H19L20 200H18V199H20ZM25 197H26V198H25ZM34 197H35V199L37 198L36 201H35ZM61 197H62V198H61ZM86 197H85V199H86ZM243 197H244V195H243ZM243 197H242V198H243ZM64 198H65V199H64ZM67 198L69 199L68 203H67V200H68ZM88 198H89V197H88ZM88 198H87L86 200H89ZM97 198H98V199H97ZM108 198H109L110 200H109ZM112 198H113V199H112ZM242 198H241V200H242ZM25 199H26V200H25ZM28 199H29V197H28ZM66 199H67V200H66ZM70 199H71V201H70ZM243 199H244L243 202L245 203V202H247V199H248V198H246V199L243 198ZM57 200H58V201H57ZM98 200H99V201H98ZM105 200H106V202H105ZM231 200H232V199H231ZM236 200H237V199H236ZM236 200H235V201H236ZM250 200H253V198L250 199ZM22 201H20V202H22ZM54 201H56L58 204H57L56 202H54ZM65 201H66V204H65L66 207H65V205L63 204V203H65ZM90 201H89V202H90ZM95 201H96V202H95ZM100 201H102V202H100ZM125 201H126V200H125ZM220 201H221V200H220ZM232 201H233V200H232ZM235 201H233V202H235ZM237 201H238V204H239V200H237ZM71 202H72V203H71ZM89 202H88V203H89ZM99 202H100V203H99ZM228 202H230V201H228ZM233 202H232V203H233ZM248 202H251V201H248ZM1 203H2V204H1ZM50 203H52V204H50ZM53 203H54V204H53ZM61 203H62V204H61ZM88 203H86V204H88ZM98 203H99V205H98ZM103 203H104V204H103ZM196 203H198V206H196V205H197ZM201 203L203 204V203H206V202H204V200H203V201L200 202V204H201ZM232 203H231V204H232ZM244 203H242L241 208H242V207H246L247 204H244ZM22 204H23V202H22ZM24 204H23V205H24ZM36 204H37V206H38V207H37L38 209H37V208L35 209ZM47 204H49L50 207H48ZM100 204H101V205H100ZM105 204H106V205H105ZM208 204H207V205H208ZM231 204H230V205H231ZM233 204H237V203L235 202V203H233ZM238 204H237V205H234V207H235V206H239ZM25 205H24V206H25ZM60 205H61V206L64 205V206H63V207H59ZM68 205H69V204H68ZM109 205H110V206H109ZM113 205L116 206V207L114 208ZM230 205H229V206H230ZM243 205H245V206H243ZM251 205H252V204H251ZM251 205H250V203H249V208H250V209H251ZM253 205H254V204H253ZM253 205H252V206H253ZM258 205H259V204H258ZM263 205H264V204H262V206H263ZM11 206H12V205H11ZM39 206H40V207H39ZM44 206H45V208H44ZM51 206H53V207H51ZM55 206H56V207H55ZM88 206H90V208H89ZM100 206H102V207L104 206V208L106 207L107 210H104V209H103L102 207H100ZM232 206H233V205H232ZM25 207H26V206H25ZM93 207H94L95 209H94ZM99 207L102 208L103 210L100 209ZM196 207H197V208H196ZM227 207H228V208H227ZM239 207H240V206H239ZM254 207H255V205H254ZM254 207H252V208L254 209ZM257 207L259 208V206H257ZM13 208H14V209H13ZM27 208H28V207H26V209H27ZM47 208H48V209H47ZM49 208H53V209H51V210H53V211H54V210H58L57 212H59V214H63V213H64V214H68V215H69L70 213H73L74 215H73V214H70V215L74 216V217H72V219L75 218L76 215H77V217L79 216L78 218L81 219V220L79 221L80 223L77 221V220H79L78 218H77V219L75 218L74 220H70V222H71V221H76L77 224H79V226H80L81 224H82V225H85L86 228H88V229H87V230H88V233L91 231V234H93L94 237L97 235L96 233H95V235H94V231H95V230H96L95 232H97V231L100 232V233H98V232H97V233H98V235L101 237V239H100V237H99V240H98V238H97L98 235H97L96 238H95V239H97V240H95V239L93 238L95 241H93V239H92V242H90V241H89V238H91V237L89 236V238L86 237V238H87V241H85L86 238H84V236H86L87 233L85 234V232H86L87 230L84 232V230H85V226H83V227H84V230H83L84 235H82V237L84 238V240L81 239L82 237H81L80 239L83 240L82 242L85 241V243H83V244L85 245V250L80 249V245L78 246V247H79V248H78L76 244H79V240H80V239L75 240L76 238H73V237H74V234L72 233V231H74V230H72L71 228H68L69 226H67L66 223H64L65 226H66V228H68V231H69V230H72V231L69 232V233H71V235L73 234V236H72V239H73V240H71V237L69 238L68 235L65 236V238H64V237H63V234L66 235V233H64V232H63V233H60L59 230H58L59 228H56V227L58 226V224H59V221H61V220H59V218H58L59 221L57 220L58 222H56V223H57L56 227L53 226V225L56 224V223H55L56 220L53 221V219H54V218L57 219L58 216H55V215H56L55 213H57L56 211H54L55 213H53V215H51V214H52L51 212H53V211H50L51 214L48 215V213H49ZM230 208H231V206H230ZM241 208H240V209H241ZM246 208H247V207H246ZM258 208L255 207L256 210L254 209L255 212H253V214H254V213H258V214H260V212L264 211V210H261V208L263 209V207H261L260 209H258ZM8 209H9V210H8ZM26 209H24V211H25ZM45 209H47V212H44ZM82 209H83V211H82ZM89 209H90V210H89ZM223 209H224V210H223ZM232 209H233V208H232ZM235 209H233V210H235ZM244 209H245V208H244ZM247 209H248V208H247ZM247 209H245L242 213L244 214V212H245L246 215H248V213L251 212V211H246ZM20 210H22V211H20ZM36 210H38V211L40 210L39 212H40L42 215L38 216L39 212L36 211ZM87 210H88L90 213H88ZM101 210H102V212H100ZM110 210H111V211H110ZM113 210L116 211L117 216H119V217H117V218L114 217V216H115V215H114L115 212H114ZM123 210H124V212H122ZM184 210H186V211H184ZM211 210H210V211H211ZM229 210H230V209H229ZM260 210H261V211H260ZM31 211H30V213H31ZM91 211H92V212L94 211L95 214H92ZM106 211H107V212H106ZM117 211H118V212L120 211V212L118 213ZM178 211H177V212H178ZM183 211H184V212H183ZM222 211H223V212H222ZM2 212H5V213L2 214ZM21 212H23L24 215H23ZM25 212H26V211H25ZM35 212H38V214L35 213ZM43 212L46 213V214H47V217L49 216V218H47L46 215H43ZM61 212H63V213H61ZM85 212H87L88 214L85 213ZM109 212H110V213H109ZM173 212H175V211H173ZM203 212H204V211H203ZM212 212H213V210H212ZM217 212H218V215H217ZM247 212H248V213H247ZM75 213H76V214H75ZM84 213H85V215H87V217L84 215ZM100 213H101V217L103 216L102 218L100 217ZM184 213H185L186 215H185ZM233 213H234V212H233ZM251 213H252V212H251ZM251 213H249V215H252ZM21 214H22V215H21ZM36 214H37V215H36ZM89 214H91V215H95V217L93 216L94 218L92 217V219H93V220L96 219V220H97V223H96V220H94V221H90V223H91V224H92V223L94 224V222H95L94 226L97 225V227H96V226H95V227H96V228L99 227L98 230L95 229V228H94L95 230H93V231H92V229L90 230L89 227H92V225L90 226V223L87 221V219H88V220H92V219H89V218H88V215H89ZM183 214L185 215V217H184ZM11 215L13 216V213H12ZM91 215H90L89 217H91ZM169 215H170V212H169ZM224 215L221 216V217L219 218V219H221V220H219V221H222L223 217L225 218ZM36 216H38L37 219H36ZM41 216H42V217H41ZM50 216H52V217L54 216V218H52V217H50ZM82 216H84V217H82ZM213 216H211V218L209 219V221H211V224H213V223H212V221L214 220V219H212ZM240 216H242V217H246L245 215L243 216V215H241V214H240ZM3 217H4V216H2V218H3ZM24 217H25V218H24ZM39 217H41V218H47V220H48V219L50 220V218H51V220L53 221L54 224H52V225H51V224H47V225H46V223H48V222H46V223L39 222L40 220L42 221V219L39 220ZM80 217H81V218H80ZM108 217H109V218H108ZM122 217H123L124 220H121ZM250 217H252V216H250ZM0 218H1V217H0ZM2 218H1V219H2ZM84 218H85V219H84ZM86 218H87V219H86ZM213 218H214V217H213ZM215 218H216V217H215ZM103 219H104V221H102ZM109 219H110V220H109ZM136 219H137V218H136ZM136 219L133 217V220H131V221H134V220H136ZM211 219H212V220H211ZM216 219L218 220V218H216ZM227 219H228V218H227ZM29 220H30V221H29ZM44 220H46V219H43V222H44ZM49 220H48V221H49ZM51 220L49 221V223H50V222L52 223ZM82 220H84V221L86 220V221L89 223V225H86V224H85L86 222H84V221H82ZM137 220H138V219H137ZM137 220H136L135 222H137ZM200 220H201V221H200ZM224 220H225V219H223V222H224ZM18 221H19V220H18ZM20 221L22 222V220H20ZM25 221H26V220H25ZM195 221H196V222H195ZM219 221H217V222H219ZM61 222H62V221H61ZM61 222H60V223H61ZM76 222H75V223L72 222V223H74V224L71 223V226L73 225L74 227H76V225H75ZM81 222H83L84 224L81 223ZM215 222H216V220H215ZM217 222H216L215 225H217ZM225 222H226V221H225ZM41 223H42V224H41ZM62 223H63V222H62ZM62 223L60 224V226L62 225V226L64 227V224H62ZM68 223H69V222H68ZM194 223H195V225H194ZM229 223H231V222H228V224H229ZM258 223H260V222H258ZM16 224H17V225H16ZM25 224H26V222H25ZM44 224H45V225H44ZM107 224H108V225H107ZM180 224H181V223H180ZM184 224H182L181 226H175V229H177L176 231L181 230V232H182V231L185 229ZM256 224H257V223H256ZM256 224H255V225H256ZM42 225H44L45 228H43ZM48 225H49V226H52V227H55V229H56L55 231L57 232V230H58V232H57V233H56V232H52V231L54 230V228L52 229V227H49ZM68 225H70V224H68ZM105 225H107V226L105 227ZM189 225H190V226H189ZM215 225L213 224V225H210V226H213V227H211V228H215V227H214ZM226 225H227V224H226ZM226 225H225V223H224V226H225V227H226ZM251 225H252V224H251ZM7 226H8V227H7ZM12 226H14V227L12 228ZM29 226H31V225H29ZM36 226H40V227H42V228L40 229V227H36ZM62 226H61V227H62ZM71 226H70V227H71ZM73 226H72V227H73ZM87 226H89V227H87ZM114 226H115V227H114ZM218 226H219V225H217L216 227H218ZM228 226H229V225H227L226 228H229ZM252 226H253V225H252ZM259 226H260V225H259ZM259 226L256 225V226L253 227L254 229H253V228H250V229H251V231L253 232V231H256L255 228H257V227H259ZM10 227H11V228H10ZM18 227H19V228H18ZM46 227H49V229L46 228ZM74 227H73V228H74ZM81 227H82V226H81ZM83 227H82V228H83ZM107 227H109L108 230H107ZM248 227H250V226H248ZM15 228L19 229V231H16ZM33 228H32V230H33ZM82 228H80V229H82ZM196 228H197V230H196ZM204 228H205V227H204ZM240 228H241V230H242V227H240ZM240 228H239V231H241ZM11 229H12V230H11ZM138 229H139V231H138ZM223 229H224V228H223ZM257 229H258V228H257ZM89 230H90V231H89ZM105 230H106V231H105ZM115 230H116V231H115ZM118 230H119V231H118ZM136 230H137V231H136ZM194 230H195V232H194ZM209 230H212V229H209ZM20 231H21V233H19ZM38 231L36 230L35 232H38ZM75 231H76V230H75ZM117 231H118V232H117ZM120 231H121V233L123 232V234L125 233L126 238H125V237H124V238L122 237L123 234L121 235ZM128 231H129V232H128ZM131 231H132V233H131ZM154 231H155V230H154ZM154 231H153L152 233H149L150 235H148V236H149L150 238H149L148 236H146V237L149 238L151 241H152L153 239L156 240V238H155V237H156V233H155ZM176 231H175V232H176ZM186 231H185V233H186ZM197 231H198V232H197ZM227 231H228V230H227ZM227 231H225V232L227 233ZM11 232H14V234L11 233ZM15 232H17V233H15ZM28 232H30V233L32 232V233L30 234V233H28ZM92 232H93V233H92ZM116 232H117V234H116ZM181 232L178 233V234H181ZM223 232H224V230H223ZM22 233H23L24 235H22ZM39 233H40V232H39ZM39 233H38V234H39ZM47 233H48L49 235H48ZM67 233H68V232H67ZM130 233L133 234L132 237H134V238H132L131 236H128V235H130ZM182 233H183V232H182ZM229 233H231V232H229ZM25 234H26V235H25ZM27 234H29V235H27ZM57 234H58V235H57ZM60 234H62L61 237H63L64 239H67V240H68V238H69V241L71 242V244H73L72 241H74V242L77 241L78 243H74V244H73L75 247H77V249H73V248H71L72 250H70L71 245H68V244H67V247L70 246V247H69V250H68V248H66V245L63 244V242H64V243H66V242H65L61 237L59 238V240H60V241L63 240V241H62L61 244L58 243V242H57V241H58V238H57V237H59ZM89 234H90V233H89ZM89 234H87V235H89ZM118 234H119V236H120V239H122L123 241L119 239ZM71 235L69 234V236H71ZM224 235H225V234H224ZM23 236H25V237L27 236V238L24 239V238H22ZM31 236H32V237H31ZM54 236H56V237H54ZM93 236H92V237H93ZM116 236H117V237H116ZM123 236H124V235H123ZM216 236H217V235H216ZM225 236L227 237L228 234L225 235ZM225 236L222 237V234H221V236H220V237H222L221 240H225ZM30 237H31V239H29ZM45 237H46V241L44 240ZM53 237H54V239H53ZM66 237H67V238H66ZM121 237H122V238H121ZM127 237H128V239H127ZM130 237H131V238H130ZM135 237H136V238H135ZM214 237H215V236H214ZM217 237H218V236H217ZM38 238H42L45 242L41 241V239H39V240H40V242H39V241H38ZM47 238H48V239H47ZM50 238H51V240L53 239V241H56V238H57V241H56V242H57L58 244H57L56 242H55V243H56V246L58 245V248H56L55 243H54L53 241H51V242H53V245H54L55 248L57 249L56 251H55L54 246H53V251H51L52 249L49 250L51 246L48 247L49 249L47 248V246L50 245V243L47 242V241H49ZM117 238H118V239H117ZM139 238H140V239H139ZM223 238H224V239H223ZM227 238H228V237H227ZM21 239H24V240H22V241H24L25 244H28V243H29L28 245H31L33 249L31 248V246L28 247L29 249L23 247L22 241H21V243H20V240H21ZM28 239H29V240H28ZM61 239H62V240H61ZM134 239H135V240H134ZM210 239H211V238H210ZM210 239H209V240H210ZM32 240H33V241H32ZM35 240H36L37 243H32V242H35ZM90 240H91V239H90ZM100 240H101V242H100ZM119 240H120L121 242H120ZM199 240H200V239H199ZM199 240L197 239L198 242H196V239H195V240H194L195 243H194V241H193V244H194V245H197V243H199V242H201V241H202L201 244H200V243H199V244L202 245V246H204V243H205V244H206V243L208 244V242L204 241L203 239H201V241H199ZM211 240H214V242L211 241V242L214 243V244H212V246H211V242L209 241V242H210V244H209L210 246H209V247H211L212 250L214 249V250H213L214 253L217 254V253H219V252H221V251H224V253L221 252L220 254H217V256L219 255V256L222 258V255H221V254H224V255L227 254V255H226V258L228 257V258H227L228 260L225 258V259H226V261H225L224 256H223V259H224L225 263H224L223 259H220L219 256H218V258H219V260H220L219 263L221 262V260L223 261V262H221L220 264H226L227 262H230V264H233V263L236 264V263H237L236 260H237L238 258H240V257H238V256H236V257H231V256H232V255H233V256L236 255V252H237L238 250H240V251L243 250V251H244V248H241V249L238 248V249H235V250H237V251H231V250H233V249L230 250V248H227V249H226V247L223 248V244H224V243L221 244V245H222V246H221V245L219 244V243H221L220 240H217V239H215V238H212ZM88 241H89V242H88ZM97 241L100 242V244L103 242V243H102L103 246H102V247H101V246H98L99 248L96 246V248H95L94 244L97 245V244H98ZM117 241H119V242H117ZM129 241H130V244L128 243ZM133 241H134V242H133ZM136 241H137V242H136ZM207 241H208V240H207ZM217 241L219 242L218 244H217ZM42 242H43V243H42ZM46 242L49 243V244H45V245H47V246L44 247L43 244L46 243ZM70 242H69V244H70ZM82 242L80 241V244H81ZM95 242H96V243H95ZM109 242H110L111 244H112V243H114V244H113L112 246H108V245H109ZM131 242H133V243L131 244ZM152 242H153V241H152ZM154 242H156V241H154ZM67 243H68V242H67ZM92 243H94V244H92ZM104 243H105V244H104ZM179 243H180V242H179ZM179 243H174V242H173V243H170V245H171V247H175V246H177V248L180 249L181 247H178V246H181V245H179ZM202 243H203V244H202ZM62 244H63V246L65 247V249H67V250H65L64 248H61V245H62ZM83 244H82V246H83ZM102 244H101V245H102ZM153 244H154V243H153ZM174 244H175V246H174ZM183 244H184V243H183ZM191 244H192V243H191ZM191 244H190V245H191ZM207 244H206L205 246H207ZM215 244H216L217 246H216ZM255 244H256V243H255ZM59 245H60V246H59ZM98 245H99V244H98ZM149 245H150V244H149ZM149 245H148V246L146 245V246H144V247H145V248H149V247H150ZM172 245H173V246H172ZM213 245H215V246H213ZM219 245H220L221 247H220ZM250 245L252 246L253 243L250 244ZM250 245H249V246H250ZM256 245H258V243H257ZM259 245H260V247H261L262 244H259ZM74 246H72V247H74ZM82 246H81V247H82ZM134 246H135V247H134ZM140 246H141V247H140ZM168 246H169V245H168ZM168 246H167V247H168ZM184 246H185V245H183V248H184ZM186 246H187V244H186ZM191 246H192V245H191ZM205 246H204V248H205ZM218 246L220 247V249H219ZM83 247H84V246H83ZM89 247H90V248H89ZM124 247H125V248H124ZM130 247H131V248H130ZM136 247H138L139 249L141 248L143 251H139L138 248L136 249ZM171 247H170V248H171ZM187 247H188V246H187ZM189 247H190V246H189ZM192 247H194V248H195V247H197V248L200 247V249H201V246H198V245H197V246H192ZM192 247H191V248H192ZM207 247H208V246H207ZM212 247H214V248H212ZM215 247H218V248H215ZM257 247H258V246H257ZM51 248H52V247H51ZM60 248H61V251H62V252L59 250ZM88 248H89V249H88ZM93 248H94V249H93ZM97 248H98L99 250H100V249L102 250V248H103V250H105V251H104V254H105V255H104V254H103V256L101 255V256H102L101 258H96V255H97V254H95V253H96V252L98 253V250H95V249H97ZM129 248H130V249H129ZM175 248H176V247H175ZM175 248H174V249H173V248H172V249H169V247L166 248V249H164V248H159V249H156V250H153V251L149 248V249L151 250V253H149L150 250L148 249V251L146 252L147 255L145 254L147 258H146L145 256H140V257H142V258L144 259V262H145L146 260H147V261L149 260L148 262H149L150 264H177V263H175V262H176V261H175L176 259H178V260L180 259L179 262H178V264H180V263L183 264L184 262H185L184 264H186V262H187V264H189V263H188V258H189V256H188V258H187V256L185 257V255H189V254H187V252L185 251V250H187V249L183 250V248H181V250H183V252L179 250L180 252L178 253V252H177L178 249H175ZM194 248H193V249H194ZM197 248L194 249V250H197ZM202 248H203V247H202ZM204 248H203V249H204ZM253 248H254V249H252V247H250V249H248V250H250V256H251V257H250V256H249V257H250L252 260H255V261L258 259V260H259V263H258V261H257V264H264V262H263V263L260 262L261 259H262V257H261V259H259L260 257L256 258L257 256H253V255H252V254H253L252 252L255 253V252L263 251V250H264V249H263V248H264V245H263V247L261 248V250H260V248L258 247V251H256V250H257L256 247L253 246ZM62 249H63V250H62ZM87 249H88V251H87ZM90 249H93V250H91L92 252L89 251ZM124 249H125V250H124ZM141 249H140V250H141ZM189 249H190V248H189ZM205 249H206V248H205ZM211 249H210V252H209L207 249H206V250L210 253V255H213V256L215 257V260H214V261H215L217 264H219L218 261H217L218 258H216V257H217L216 254L214 255V253L211 252V251H212ZM215 249H216V251H215ZM222 249H223V250H222ZM246 249H247V248H246ZM255 249H256V250H255ZM64 250L67 251V252H65ZM103 250H102V251H103ZM134 250H135V251H134ZM206 250H205V251H206ZM219 250H220V251H219ZM226 250H228V252H226ZM252 250H253V251H252ZM59 251H60V252H59ZM63 251H64V252H63ZM77 251H78V252H77ZM83 251H84V253H83ZM123 251H127V253L129 254V255H126V257H127L128 260H126V257H125V255H124V253L126 254V252L123 253ZM138 251H139V252H138ZM201 251H204V250H201ZM201 251H200V252H201ZM205 251H204V252H205ZM217 251H219V252H217ZM99 252H100V254H102L101 251H99ZM132 252H134L133 255H132ZM196 252H198V254H199V249H198ZM196 252L194 251V256L197 255ZM204 252H201V253H204ZM208 252H206V253L209 254ZM230 252H231V253H230ZM233 252H235V253H233ZM62 253H64V254H62ZM114 253H115V254H114ZM180 253H181V254L183 253V254H185V255L182 254V256H181V258H180V257H178V254H179V256L181 255ZM188 253H189V252H188ZM191 253H192V252H191ZM201 253H200V254H201ZM206 253H204V254H206ZM212 253H213V254H212ZM54 254H56V255L54 256ZM80 254H79V255H80ZM88 254H92V255H93V256H92V259H91V255H88ZM100 254H98L97 257H100V256H99ZM176 254H177V256H176ZM200 254H199V255H200ZM228 254H231L230 257H229ZM240 254L243 256L242 253H240ZM39 255H42V256H39ZM45 255H46V257H44ZM123 255H124L125 258L123 257ZM173 255H174L175 260H174V258L172 257ZM199 255L196 256L197 259L195 258V260H198V261H199L198 258L201 257V256H199ZM237 255H238V252H237ZM241 255H239V256H241ZM35 256H36V257H35ZM37 256H38V257H37ZM50 256H51V258L54 256V257L52 258L54 261H52V259L50 258ZM56 256H57V257H56ZM175 256H176V257H175ZM183 256H184V257H183ZM190 256H191V255H190ZM192 256H193V255H192ZM204 256H205V255H204ZM252 256H253V257H252ZM39 257H41V258L39 259ZM55 257H56V259H55ZM81 257H82V259H87V260H88V258L84 257V255H81ZM83 257H84V258H83ZM144 257H145V258H144ZM182 257H183V259H182ZM214 257H213V259H214ZM249 257H248V259L245 260L246 263H245V262H242V263H244V264H250V263L254 262V264H256L255 261H252L251 259H249ZM32 258H33V259H32ZM35 258H36V259H35ZM37 258H38L39 261L37 260ZM47 258H46V259H47ZM62 258H63V257H62ZM95 258H96L97 261L95 260ZM102 258H103V259H102ZM134 258H135V257H134ZM202 258H203V256H202ZM202 258H200L201 261H202ZM206 258H208V260L204 258L205 261H206V260L209 261V258H210V260H211V259H212V256H211V257H206ZM231 258H232V259H231ZM254 258H256V259H254ZM34 259H35V261H33ZM82 259H81V262H83ZM124 259H125L126 261H125ZM130 259H132V260H130ZM138 259H140V260H138ZM185 259H187V261H185ZM204 259H203V260H204ZM216 259H217V260H216ZM87 260H85V261H86L85 264H87V262H88V264H90L89 261H87ZM93 260H94V261H93ZM101 260H99V263H98V264H100V261H101ZM105 260H103V261H105ZM109 260H110V261H109ZM129 260H130V261H129ZM172 260H173V261H172ZM231 260H232V261H231ZM234 260H235L236 262H235ZM249 260H250V261H249ZM262 260L264 261V258H263ZM92 261H93L94 263H93ZM121 261H122V262H121ZM180 261H181V262H180ZM193 261H194V260H193ZM243 261H244V260H243ZM56 262H57V261H56ZM59 262H61V259L59 260ZM81 262H78V264H80ZM189 262H190V260H189ZM196 262H197V261H196ZM196 262H195V263H196ZM199 262H200V261H199ZM202 262H203V261H202ZM211 262H213V260H212ZM211 262H210L209 264H211ZM215 262H213V263L215 264ZM57 263H58V262H57ZM62 263H63V261H62ZM83 263H84V262H83ZM101 263H102V261H101ZM103 263H102V264H103ZM141 263H140V264H141ZM192 263H193V262H192ZM192 263H191V264H192ZM197 263H198V262H197ZM197 263H196V264H197ZM203 263H204V262H203ZM193 264H194V263H193ZM198 264H199V263H198ZM206 264H207V262H206ZM238 264H240V263H238Z\"/></svg>",
  "mask_w": 264,
  "mask_h": 264
},
{
  "label": "crops",
  "instance_id": "0c3cea01",
  "mask_svg": "<svg viewBox=\"0 0 264 264\" xmlns=\"http://www.w3.org/2000/svg\"><path fill=\"white\" fill-rule=\"evenodd\" d=\"M15 53L19 52L12 51L11 59L18 72L17 75L22 76L18 80L25 85L31 83V81L33 82L32 72L29 73L30 78H28L29 74L26 72L29 68L23 61L25 57L23 55L15 57ZM87 75L88 71L84 72L82 76L87 77ZM72 84L76 86L75 83ZM77 89L79 90L78 100L81 105L75 106L78 109L70 114V129L72 132L76 131L83 140L85 147L89 148L90 163L95 161L98 166H110L114 164L118 150L116 149V143L112 141L114 137L111 135L114 134V129L117 126L119 127L120 123H124L123 118H126V116L123 115L120 108L117 117L112 114V96L109 84L83 79L77 84ZM19 155L20 153L15 148L1 150V159L5 163L15 162L18 160ZM113 244L109 242L108 246Z\"/></svg>",
  "mask_w": 264,
  "mask_h": 264
}]
</instances>
